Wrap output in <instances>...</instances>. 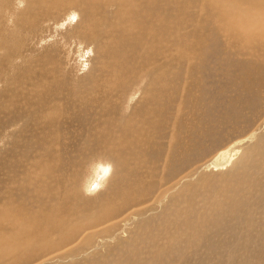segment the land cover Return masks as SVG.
<instances>
[{
    "label": "rangeland",
    "instance_id": "1",
    "mask_svg": "<svg viewBox=\"0 0 264 264\" xmlns=\"http://www.w3.org/2000/svg\"><path fill=\"white\" fill-rule=\"evenodd\" d=\"M22 1L23 0H3V1L0 0V29H2V30H0V33H2L3 30H5L8 33L9 37L10 36L11 37L16 36L14 34L13 29L15 28V24L16 25L19 24V19L22 21H25L27 17L28 18L30 17L31 20H35L34 17H32V16L34 14L36 16L38 15L37 20L35 22L32 21L33 24H29V26L35 27L34 29L36 31L34 29H33L34 31H31V30L28 31V28H26L24 33L22 31V32H20L21 34L18 36L20 38L19 43H17V39H18L17 36H16V39H14V46L16 44L19 47V51L17 53H15L16 54L15 56H12L11 54L9 55L6 53V49L8 47H6L4 45V39L2 38L3 34L2 35L0 34V37H1L0 41L3 39L1 41L2 43L0 42V51H2V52H0V93H1L0 94V109L4 112V116H9V118H12L16 121L15 122L16 125H14L11 128L6 129L7 130L6 133H2L9 140V142H10L9 146H10L11 150L8 146V142L3 141L4 139H1V138H3V136L0 135V153H3V152L5 153V154L4 153L0 154V165H4L5 163L9 162L12 166V169H14L15 171L16 170L18 171V164L19 163H17V160H18V157L20 156L22 151L24 152L23 156L25 157V160H28V162L30 161V159H32V160L36 159V158L44 155L45 153L49 157V158L47 157V159L49 160V159H51V155H49V154H50V152H53L55 160L56 159H58L59 161L61 160L60 161L61 163L59 161H57L56 164H58L59 167H57L55 170V174L57 175V179L60 180L59 181L60 183L58 182L60 189L55 190L53 192L54 185L52 183H44V184L42 183V185H41V183H37V184L30 183L29 188H28V190H29L28 193H35L38 189H42L43 191H47V195H59L60 196V202H62L63 205H68L72 201V198L66 199L65 198L66 196H64V194H76L77 196L80 197L81 200L83 198V200L80 202L82 204H84V203L86 204V205H83L84 210L81 209V211L83 210V212H85V214L89 215V213L91 214L93 212H97L98 214H100V216L104 215L105 213H108L107 216H110L107 221H104V222L101 221L102 223H99V225L97 224V226H95L97 228L104 227V229H103V231L105 232L103 234L104 237H103V235L99 236L102 238V241L98 242L97 239L96 240L93 239L92 241L89 240L91 242L90 243L89 241H86L87 240L86 239L85 241L82 240L81 244H79L80 239L86 234V232L91 230V229H89V230H86L81 235H79L78 238H76L75 240L71 239L70 242L67 243L66 246H63L59 250H55L53 254L57 255V253H58V255H57L58 258H54V259L51 258L53 256V254L47 252V250L46 251L44 250V252L38 253L39 255L37 256V258L31 259L30 260L31 262H29L28 264H92V263L93 264H141V263L142 264H149V263L150 264H155V263L156 264H207V263L208 264H213V263L214 264H247V263L248 264H252V263L253 264L254 263L255 264H264V258H263V254H264V235H263L264 234V195H263L264 187L262 188V186H264V185H262L264 182V176H263L264 173L263 174L258 173V172H260L261 169H264V160H263L264 155L260 156L259 161H257V159H256V157H257L256 154L258 153L260 148L262 149V147L264 146V142H263L264 141V100H263L264 99V92H263L264 91V74H263L264 73V70H263L264 69V64H263L264 63V47H263L264 46V40L262 41L258 38L256 39V37H253L254 39L253 38H247L246 39L244 36H242V32H240V34H239V32H238L239 30L234 25L235 17H233L231 19V21H233V22L230 21V24L228 23V21H225L224 17L221 16L223 14V10L219 11L218 8L216 9V7H215V6L218 7L220 4H218L217 2L215 4L212 3V2H214V0H211L212 2L211 1L209 2L208 0H204V1L198 0V2H197V0H187V1L186 0H180L181 6L184 7L182 9L184 12V14H183L184 17H182V16L180 17L181 19H184V20H181V22H180V25H182L183 27L180 26L179 24H176V26L181 28L180 30H182L183 36H182V34L179 35V38H181V39L185 38L182 42L175 41L173 37H168V39H166L167 37H164V38H162V40H163L162 41L160 36L162 35V32H164V33L166 32L165 29L169 25H166L162 29L159 28L160 30L158 28L155 29L154 26H156V24H155L154 20H153L154 25H153V22L150 26L149 25L144 26V24L139 23L140 25H137L136 29H131L132 31L129 30L127 28V26L125 25L126 21L128 19L124 18L123 16L120 17L119 19H115L114 12L116 10V6L114 4H111L112 6L110 5L109 7H107L105 9L104 6L101 5L100 2H98L101 6L100 7L101 10L99 11V17L101 19H105V20L94 21L92 24H89V23H86V22H88L86 19L89 16V14L87 15V12L89 9L92 8L93 5L90 4L88 0H76L77 2L75 1L73 3L72 9L66 8V7H68L67 6L68 0H53V3L61 2L64 5V9L60 10L58 12L55 19H53L51 13H49L48 11L45 10V6H47L48 9H50V7H52V5H51L52 3L50 1H46L45 2L46 5H45V3H41L40 5L37 6V8H38L36 10L37 12L35 10H32L31 13H29V10L31 9V4H30V7L28 9L27 2H26L28 0H24V2H22ZM139 1H140V3H139ZM195 1L197 3H195ZM239 1H241V0H239ZM254 1H256V0H249L247 3H249V4L251 3L257 7L259 6L260 8L264 4V0H262V1L257 0L256 2H254ZM259 1H261V3ZM136 2L139 5V7L137 6L138 8L136 7V9H138V10L143 9V8H140V6L142 7L144 0H137ZM148 2L149 1H147V4L145 3V5L148 6L149 9L155 8V7L158 8L157 1H155V3H157V5H155L154 3L151 4L150 2L148 4ZM242 2H246V0L242 1ZM201 3H203V4H201ZM209 3H211V5H214V8H213V6L210 7ZM99 4L95 3L94 7L95 6L98 7ZM77 5L82 7V9L84 10L83 13L81 12V9H78L76 7ZM202 5H204V6H202ZM172 7H173L172 2H170L168 0L164 2V9H166V10H164L165 12H167V13L169 12V14H171L170 8H172ZM198 7H199V9H198ZM208 7H209V9L211 8L214 10L215 15H213V17H214V18L212 17L213 19L210 18V16L212 14L208 12ZM202 8H204V9H202ZM188 9H189V11H188ZM55 10H56V8H54L52 11H55ZM152 10H154V9H152ZM199 10L202 12H200ZM213 10H212V12H213ZM47 12L51 16L50 15L48 16ZM74 12L77 14L76 16L74 15L75 14ZM109 12H110V14H109ZM150 12H151V9H150ZM187 12H188V14H187ZM66 13H67L68 17L67 16L65 17ZM216 13L218 15V20H217ZM260 13H262V12H260ZM260 13H257V14L260 15ZM25 14H27V15H25ZM252 16H254V18H255L254 21L256 24V22L258 20H260L259 16H255V15H252ZM109 17H110V21H108ZM40 18L43 20H41ZM47 18L50 19L52 22L50 20H48ZM69 18H71V20ZM186 18H187V20H186ZM191 18H194L191 20L192 22L190 21ZM208 18H209V20H208ZM121 19H123V20H121ZM149 19H151V17H149ZM80 20H81V22H80ZM185 20L189 21L188 24L185 23ZM215 20H216V22H215ZM70 21H71V23H70ZM197 21H199L200 23ZM48 22H50V23L48 24ZM82 22L83 23L85 22L86 24L85 23L83 24ZM97 22L99 24L101 23V25L99 27H101L102 29H105L104 30L105 32H104V31H101L100 28L98 27L99 28L98 32L100 35H102L101 36L102 38L100 37V39H98V40L96 38H93L92 40L87 42L88 36H83L84 34H86V33H84V30L87 29V31H88V28H90L92 25H95V23L97 24ZM205 22L208 23L211 27L208 24H206ZM240 22H241V20H240ZM108 23L113 27H111V26L109 27ZM167 23L168 22H166V24ZM224 23H225V25H224ZM37 24H38V26H37ZM44 24H47V25H44ZM114 24H115V26H114ZM121 24H122V27H121ZM185 24L187 25V27L185 26ZM248 24L249 23L244 24V25L247 27ZM69 25H70V27H69ZM77 26H78V28H77ZM139 26H140V28H139ZM38 27H39V29H38ZM104 27H106V28H104ZM216 27L218 28L219 33H217L218 30L216 31ZM98 28L96 26L97 30H98ZM191 28L193 29V31ZM212 28L215 31H213ZM79 29H81V30L78 31ZM109 29H110V31H109ZM187 29L189 31H187ZM222 29H223V31L227 30V32L224 31L225 35H224V33H222L223 32ZM235 29L237 32L235 31ZM116 30L118 32L120 31L121 34L120 33L118 34V32ZM138 30H140V31H138ZM68 31H70V32L76 31L75 35H74V38L76 36V38H75L76 42H75V39L73 37L68 38V36H70L69 35L70 33H68ZM112 31H113V33H111ZM11 32H12V34H11ZM33 32H36V33H33ZM150 32L153 33V35L155 37ZM158 32H160V33H158ZM204 32H207V33H204ZM139 33L142 34V36H143V34L148 35V33H149L150 35H148V38L152 42V44L151 45L146 44L142 47L143 44H138V42H135V39H133V38H134V36H136V34H139ZM113 34L114 35L116 34L117 36L118 35L119 36L121 35V36L120 37L118 36L119 39L117 38V36H115L116 37V39H115ZM130 34H131V36H128ZM223 35H224V37H223ZM20 36H22L23 38ZM225 36H226V38H225ZM83 37H85V39H83ZM129 37H130V39H129ZM230 37H231V39H230ZM171 38H173L172 39L173 42H172ZM188 38L190 39L189 41H188ZM65 39H66V41H65ZM105 39H108V40H105ZM228 39H229V43H227ZM244 39L246 41H244ZM130 40H131V42H130ZM223 40L226 42V44ZM231 40L233 41V43H231L232 42ZM234 41H236V42L234 43ZM67 42H68V44L66 45L65 43H67ZM162 42H165V43L167 42L166 44L169 46L166 45L164 48H162L161 47ZM174 42H175V44H174ZM189 42H190V44L191 43L192 44L190 45ZM20 43H23V44H20ZM84 43H85V46H84ZM182 43H183V45H182ZM219 44H221V45H219ZM262 44H263V46H262ZM59 45L62 49L59 47ZM147 45H149V46H147ZM153 45H154V47H153ZM174 45H175V49L173 48ZM192 45H193V48H192ZM226 45H229V46H226ZM247 45H248V48H247ZM155 46H156V48H155ZM249 46H250V48H249ZM254 47H255V49H254ZM129 48H132V49H129ZM196 48H197V50H195ZM46 49H48V52ZM96 49L98 52L96 51ZM189 49H191V50L193 49L192 52H191V50L189 51ZM238 49L241 51H239ZM61 50H63V51H61ZM128 50H130V51L127 53ZM132 50H133V52H132ZM173 50H175V51H173ZM181 50L183 51V53ZM53 51H54V53H53ZM108 51H111V53ZM158 51H161V52L159 53ZM248 51H250L249 52L250 54L248 53ZM153 52L155 53V55ZM157 52H158V54H157ZM168 52L169 53L171 52V53L169 54ZM175 52L178 53L179 55L176 54ZM188 52H190L192 55H190V53H188ZM56 53H57V56H56ZM60 53H61V56L59 55ZM97 53L99 54V56ZM231 53L234 55H232ZM259 53L261 54L260 56H259ZM109 54H111V57ZM199 54L201 55V57ZM203 54L205 57L203 56ZM205 54H207V55H205ZM247 54H249V55H247ZM120 55H121V57L123 56L122 58H124L126 60H124V61L119 60V59H122L120 57ZM54 56H56V57H54ZM104 56H106V58ZM143 56H145V57H143ZM241 56H243V57H241ZM112 57H114V58H112ZM142 57H143V59H142ZM153 57H155L154 58L155 60L153 59ZM160 57H162V58H160ZM256 57H257V59H256ZM62 58L65 60H63ZM145 58L146 59L149 58V59H147L148 61ZM201 58H202V60H201ZM204 58H205V60H204ZM206 59H207V62H206ZM117 60L119 62H121V64L123 62V64L121 65L119 62H117ZM153 60H154V62H153ZM261 60H263V61H261ZM53 61H54V63H53ZM172 61L175 63L172 64L171 63ZM245 61L248 63H243ZM93 62H95V63H93ZM133 62H135V63H133ZM159 62H160V64H159ZM239 62H240V64H239ZM261 62H262V64H261ZM242 63L244 65L243 66L244 68L242 67ZM2 64H4V65H2ZM90 64L93 65V67L96 65L95 66L96 68H92V66ZM136 64H137V67H136ZM260 64H261V66H260ZM64 65H65V67H64ZM108 65H109V67H108ZM123 65H125V66H123ZM131 65H132V67L134 65L133 70H129V69H132V67H129ZM120 66H122V67H120ZM126 66L128 67V70H127ZM149 66H150V68H152V70L148 69ZM199 66H200V68H199ZM209 66H210V68H209ZM135 67H136V69H135ZM112 68H113V70H112ZM115 68L118 69V74L116 73L117 69H115ZM238 68H240V69H238ZM245 68H246V71H245ZM38 69H40V70L43 69V71H44L43 72L44 80H45V84L47 85V89L43 90V92H46L47 95L44 94V96L45 97L48 96L47 98H49L50 100H56V98L58 99L57 101H59L61 105H59L57 110H59L60 108L63 107L62 109H60L61 112L56 111V109H55V111H56L55 113L59 114L60 116L57 115V117H56V115H54L55 113L54 114L51 113L52 110L51 111L49 110L48 113L46 114V116L50 117L51 123L54 122V124H53L54 126L52 125L53 127L52 126H51V128L49 127L50 128L49 131L51 133H53L52 140H50V138L47 139V141L49 143L50 142L52 143V141H53V144L51 147L45 148V149H43V147H42L43 144H42V146H37L36 144H34V142L37 138L34 136V135H37L36 133H34V123L36 122V120H34V118H32L28 114V111H27L28 109H33L31 107H34V109H36V112H38V110H37L38 104H40V102L37 100L38 99V97H37L38 92L40 89V85L37 82L38 72L40 71V70L37 71ZM192 69H194V70H192ZM86 70H88V72ZM123 70H124V72H128L129 74L128 73L123 74L122 73ZM148 70L151 72H149ZM154 70L157 72L161 71L162 74H160V73L154 74ZM247 70L250 74L247 73ZM34 71H35V73H34ZM90 71H91V73H90ZM129 71H132V72H129ZM135 71H139L140 73H142V75L140 74L141 77L138 75L136 76ZM213 71L215 74L213 73ZM243 71H244V73H242ZM260 71H262L263 73ZM47 72H49V73H47ZM146 73L152 79L149 78ZM163 73L164 74L166 73L165 74L166 76ZM26 74H28V75H26ZM126 74H128L129 77L125 76ZM151 74H153V75H151ZM158 74H160V75H158ZM189 74H191V75H189ZM118 75H120L121 77ZM132 75H134V76L132 77ZM84 76H87L88 78L85 77V79H83ZM143 76H145V78ZM90 77L94 78V79L92 78L94 81L91 79L92 82H94V84L92 82H90L91 81ZM158 77H159V79H158ZM241 78H242V80L239 81ZM122 79L124 80V82ZM146 79H147V81H145ZM234 79L236 81H232ZM72 80H74L75 82ZM84 80H85V82H84ZM56 81H58V82H56ZM100 81H101V83H99ZM119 81H121L122 84H120L121 82H119ZM136 81L141 84L142 89H145L144 92L151 90V91H153V93H156V96H157L156 98H157V101L159 102V106L157 105L154 109L151 110V109L147 108V105H146L147 102L145 103V101H143V100H141V102L140 101L138 102V96H139L140 91L137 92L136 97L133 98L134 100H132V102H130V104H129L130 106H128V107H122L125 103L127 104L126 97H124V98L119 97V99H116L115 97L111 96L112 91H113L110 88L111 86L115 87L114 89H116V90L123 89L126 91L125 95H127L128 93L130 95L133 90L140 89V85ZM129 82H131L132 84ZM26 83H28V84H26ZM71 83H73V84H71ZM199 83H200V85H199ZM57 84H58V87H57ZM80 84H81V86H80ZM82 84L84 86H82ZM85 84H86V89H85ZM99 84H101V87H99L100 86ZM22 85L25 88L27 85L29 86V87L27 86V89L31 91V92H29L30 95L26 93V95H27L26 96L25 93H23V91H22L23 86ZM87 85L89 87H87ZM137 85H138V87H137ZM78 86H80V87H78ZM147 86H149L150 89L146 88ZM199 86H201V89ZM161 87H163V88H161ZM236 87H238V89H236ZM65 88H66V90H64ZM178 88H180V89H178ZM198 88H199V90H197ZM126 89H128L130 92ZM162 89L163 90L165 89V90L163 91ZM55 90L58 92L56 93ZM61 90H64V91L62 92ZM93 90L96 91L97 93L94 92ZM92 91L94 94L92 93ZM127 91H128V93H127ZM187 91H189V92H187ZM83 93H85V94H83ZM150 93L153 94L152 92H149V94ZM182 93H183V95H182ZM56 94L60 98L58 96H55ZM257 94H259L260 96ZM261 94H262V96H261ZM71 95H73L74 97ZM119 95L121 96V94H119ZM164 95L167 97H165ZM257 96H258V99H257ZM99 97L100 98L105 97V99L100 100ZM109 97H111V98L109 99ZM176 97H177V99H176ZM202 97H203V99H201ZM30 98H31V100H30ZM169 98L171 100H169ZM189 98L191 99V101L189 100ZM196 98H198L201 101H199ZM259 98L262 101V102L258 101V103H259L258 106H260V104H261L260 107L257 106V100H260ZM28 99H29L30 103H28L29 102ZM20 100L23 102V105L21 104ZM84 100H85V102H84ZM106 100H107V104L111 105L110 107L114 111V114H112L110 116H106V113H105L106 111L104 110L102 112V115L104 114L103 118H99L97 120H94L95 116L93 117V115H94L93 111H91V110L85 111L82 109V106H90V105L96 106L99 108L100 106H103L101 104V101H106ZM235 101L238 104H236ZM115 102H117V103H115ZM118 102H120V103H118ZM134 102L138 103L137 107L142 106V107L138 108L140 110L136 109L137 107L135 109L133 108ZM160 102H162V103H160ZM185 102L187 104H185ZM196 103L200 106H198ZM230 103L232 105L235 104L236 106L235 105H233V106L229 105ZM252 103H255V105ZM87 104H89V105H87ZM188 104H190V107ZM166 105H168V106H166ZM239 105H240V108H239ZM112 106L113 107L115 106V107L113 108ZM119 106H120V108H119ZM173 106H175V108H173ZM180 106H181V108H180ZM71 107H72V109H71ZM75 107H78V108H75ZM123 108H124V110H123ZM234 108L236 110L238 108V110L235 111ZM172 109L174 111L177 110V111H175L176 113ZM24 110H26L27 112L25 111V113H23ZM254 110H256V111L254 112ZM124 111H125V113H124ZM187 111H188V113H187ZM233 111H235V112H233ZM69 112H71L72 114H70ZM79 112H81V113H79ZM74 114H76L75 115L76 117L74 116ZM81 114L84 116L86 115L85 116L86 118L83 117ZM149 114H150V116H149ZM194 114L198 117L194 116ZM230 116H231V118H230ZM52 117H54V118L52 119ZM107 117H114V119H117V120L121 118L120 119L121 121L124 120L125 123L128 124V125L123 124L122 127L117 126L118 127L117 131H119V134H121V135L126 134V132H128L127 129L128 130L131 128L137 129V132H135L134 135L133 134L131 135L133 140H138L140 137H142V133L145 130L146 131V132H144V135L146 133L145 137L148 135L146 137V141H144V139L142 138L143 140H142V142H140L141 144L140 143H139V145L137 144L136 148L134 146H130L131 148L129 146L126 147V145L123 147L119 146L120 149H117V152L114 153L110 149H108V147H106L107 138H109L111 136V133H110V131L107 130V127L111 128V126L108 124H106L104 126L105 128L103 126H101V127L98 126V128L95 127L94 130L100 138L104 139L103 142H105V145H104V148L102 149V151L99 150V152H101V153L98 156H96V157L93 156V154L91 152H89L88 148L84 147L83 145H81L79 143H81V141H83L86 138V134L88 133L87 131L90 130L88 125L91 126V124L100 122L102 120H104L106 122ZM185 117H187V118H185ZM23 119L25 120V122ZM54 119H55V121H54ZM30 120L32 121V123ZM64 120H65V122H64ZM185 120H187L188 122ZM228 120H230V121H228ZM58 122H59V124H58ZM78 122H81V123H78ZM171 122H173V123H171ZM70 123H71V125H70ZM83 123L86 127L83 125ZM56 124L59 125L60 127L57 126ZM147 125H149V127H147ZM196 125L199 126L200 128L197 127ZM232 125H233V127H232ZM71 126L75 127L74 128L75 130H73L72 129L73 127H71ZM76 126H79V127H76ZM258 126H259V128H258ZM52 128H54V129H52ZM43 129H45L44 126H43ZM256 129L257 130L259 129V130L257 131ZM66 130L70 131V133L65 132ZM97 130H98V132H97ZM250 132H253V133H250ZM57 133H58V135H57ZM199 133H200V135H199ZM158 134H159V137H158ZM18 135H19V138L17 137ZM23 135H25V136H23ZM153 136L155 138L157 136V138L155 139ZM162 136L164 138L166 137V141ZM26 137L27 138L29 137V138L26 139ZM55 137H57L58 139ZM150 137H153L155 140L153 138H150ZM19 139H20V141H19ZM6 142H7V145H6ZM146 142H148V143H146ZM150 142L152 144H150ZM197 142H199V143H197ZM28 144L30 146H28ZM13 145L14 146L16 145L17 148L16 147L13 148ZM20 145H22V146H20ZM174 145H176V146H174ZM228 145L230 147H228ZM259 145H261L262 147H260ZM159 146H160V148H159ZM191 146H192V148H191ZM226 146L228 148H226ZM24 147H26L27 149ZM33 148H35V149H33ZM40 148L43 149V152H42V149H40ZM76 148H77V153H76ZM121 148H123V149H121ZM127 148L129 149V151ZM232 148L233 149L236 148L235 149L236 152L234 151L232 156L229 155L228 156L229 159L227 157L225 159H223V161L221 162V165L219 167L217 166V168H216L215 162H213V161H216V159H218L220 157L219 153L224 151V150H228V149H232ZM14 149L17 152V154L15 153ZM173 149H175V150H173ZM3 150H6L7 153H6V151H3ZM252 150H254V151H252ZM68 151H69V153H68ZM126 151H127V153H126ZM39 152H41V153H39ZM88 152L92 155H90ZM12 153H13V155H12ZM66 153H68V154H66ZM167 153H169L168 156H167ZM179 153H180V155H179ZM103 154H105V155H103ZM108 154H110V155L108 156ZM122 154H124V155H122ZM29 155H32V156H29ZM115 155H116V157H115ZM214 155H216V156H214ZM222 155H224V154H221V156ZM74 156L76 159L74 158ZM99 156H102V157L99 158ZM253 156H255V157H253ZM121 157H123V158H121ZM250 157H252L253 159ZM106 158H108V159H106ZM111 159H112V162H110ZM68 160H70V162ZM117 160L122 164L117 162ZM177 160H178V162H177ZM182 160H184V161H182ZM78 161L81 162L82 164L79 163ZM226 161H228V162H226ZM254 161H257V162H254ZM260 161H261V163H260ZM98 163H105V164L110 163L111 167H113V168H111L112 170L110 169L107 176L105 175V177L103 178L105 181H102L103 184L100 185L96 190V189H91V185L93 184V182H91V180L89 178L92 177V173H94L95 165ZM231 163H232V165H230ZM80 164H81V166H80ZM93 164H95V165H93ZM250 164L253 166L251 169H249V166L251 167ZM255 164H256V166H255ZM85 165L87 167H85ZM117 165H118V167H117ZM142 166H143V168H142ZM254 166H255V168H254ZM84 167L87 169H85ZM160 167H161V169H159ZM173 167H174V169H173ZM89 168H90V170H89ZM103 168L104 167L99 168V170L95 174H98L100 172V169H103ZM235 168H236V170H235ZM246 168H248V169H246ZM58 170H60V171H58ZM72 170H74V171H72ZM157 170L160 171V173ZM189 171H190V174H189ZM251 171L254 173L256 172V173L251 174ZM74 172L76 174H74ZM220 172H221V174H220ZM243 172H247V174L243 173ZM65 173H67V175ZM72 173L76 176L75 178H74ZM82 174H84V175H82ZM183 174H185V175H183ZM258 174H260V175H258ZM79 175H81V176L79 177ZM169 175H171V176H169ZM214 175H216V176L218 175L217 178ZM181 176H183V177H181ZM226 176L228 177L227 182L225 180L227 178ZM231 176H233L236 179H234ZM246 176L248 178H246ZM110 177H111V179H110ZM224 177H226V178H224ZM163 178H164V180H163ZM230 178H232L234 181L232 179L229 180ZM75 179H77V180H75ZM108 179H110V180H108ZM161 179H162V181H161ZM216 179L217 180L219 179L218 180L219 182H216ZM249 179L251 181H249ZM112 180H113V182H112ZM156 180H158V181H156ZM178 180H180V181H178ZM245 180L247 182H245ZM108 181H109V183H108ZM261 181H262V183L260 184L259 182H261ZM149 182H150V184H149ZM158 182L160 185L158 184ZM126 183H128V184H126ZM151 183H152V185H151ZM223 183L230 185L228 187L229 190L227 189L228 192H230V193H233L234 190H235V192H242V191L247 192L249 195L247 202L246 201L242 202L243 200H241L242 199L241 198V199H237V201H234L235 205L233 204V202H232L233 205L230 204L231 202L229 201L228 196H221L222 195L221 192H223L221 189V185ZM74 184H75V188H74ZM84 184H85V186H84ZM137 184L142 186V187L138 186ZM186 184H188L187 185V186H189L188 188H186L187 187ZM200 185H202V186H200ZM211 185L213 186V188ZM260 185H261V187H260ZM176 186H177V188H176ZM191 186H192V188H191ZM205 186H208V188ZM253 186H255V188ZM166 187L168 189H166ZM199 187L202 189H200ZM15 188H17V186L13 184V189H15ZM119 188H124V190L120 191ZM158 188H160V189H158ZM179 188H180V190L181 189L182 190L180 191ZM217 188H218V190H217ZM242 188H243V190H242ZM68 189H70L72 191H68ZM162 189H164V190H162ZM209 189H211V190L213 189V191H211L212 194L210 193ZM214 189L216 190V192L214 191ZM107 190H108V192H107V194H105V192ZM171 190L174 191L175 193L171 192ZM189 190H191V191H189ZM156 191H157V193H156ZM205 191H208V192L205 193ZM79 192H81V193H79ZM176 192H178V193L176 194ZM18 193L19 192L15 191L14 197H18ZM121 193H123V194H121ZM124 193H125V195H124ZM163 193L164 194L166 193L165 196H162V195H164ZM193 193H194V195H193ZM216 193L219 197H215L217 195L214 196V194H216ZM260 193H262V195ZM81 194H83V195H81ZM159 194H160V196H158ZM206 194L207 195L211 194V195L207 196ZM191 195H193L194 197ZM212 195H213V197H212ZM160 197L163 198V199L161 198V200L163 202L160 200ZM217 198H218V200H221V202L220 201L218 202ZM214 199L218 203L214 202ZM222 199H223V201L225 200V202H223V205L225 207L221 204ZM208 200H210V203ZM36 201H37V197L32 196V198L30 199V203L32 205L29 207L30 209H32V210H30L31 212H34L36 210V207H35V205L37 204ZM38 201H41V200H38ZM113 202L116 204V207L111 205ZM149 202H151V203L149 204ZM174 202L176 203V205L174 204ZM196 202H199V203L197 204ZM213 202L218 204V205L221 204V206L219 205V207L221 209L218 208L216 206V204H214ZM226 202L229 203V205ZM247 203H248V205H246ZM88 204H90V205H88ZM151 204L153 206H151ZM239 204L240 205L243 204V205L240 207L239 206L237 207V205H239ZM173 205H175V206H173ZM22 206L24 208H26L25 203H23ZM190 206L193 207V209L194 208L195 209L193 210ZM211 206L212 207L215 206V207L212 208ZM247 206L250 209H252V211L249 210V208ZM98 207H100V210L96 209ZM111 207H113L116 212L110 211L109 208H111ZM199 207H200V209H199ZM201 207H203L205 209H203ZM41 208H43V205L41 206ZM217 208L220 209L219 212L221 211L222 213L221 212L219 213L217 211L218 210ZM225 208H227V209H225ZM212 209H214V210H212ZM235 209H237L236 211H238V212H234ZM42 210H44V209H42ZM97 210H99V211H97ZM176 210H178V211H176ZM186 210L189 211L188 213L190 216L188 215ZM135 211L136 212L140 211L141 213L139 212L136 214ZM198 211H202V212H198ZM205 211H207V212H205ZM203 212L205 213V215H202V214H204ZM208 212H209V214H207ZM175 213H177V214H175ZM225 213L226 214L228 213L227 214L228 216H226ZM199 214H200V217H199ZM161 215H163V216H161ZM127 216L128 217L130 216L129 217V223H127L128 225L122 223L125 221V218H127ZM176 216H178V217L181 216V218L178 219V217H176ZM222 216L225 217L226 219H224ZM247 216H249V217H247ZM172 217H174V218H172ZM231 217H232V220H231ZM83 218H85V217L81 216L80 219H83ZM141 218H143L144 221ZM183 218H184V220H183ZM220 218H221V220H220ZM210 219H211V221H213L215 219L214 222L217 221L216 224L214 222H211ZM224 220H226L227 223ZM247 220H248V222H247ZM115 221H117V222H115ZM218 221H220V222L222 221V222L218 223ZM138 222H139V225H138ZM153 222H154V224H153ZM203 222L207 223V224H211V225H212V223H214L216 226L214 224L212 226L205 224L206 225L205 226L203 224ZM232 222H234L235 224ZM125 223H126V221H125ZM94 224H96V223H93L91 225L93 226ZM160 224L162 225V227ZM170 224H172V225H170ZM196 224H197V226H196ZM225 224L228 225L227 227L229 229L227 227H225ZM88 225H90V224L88 223ZM183 225H184V227L182 228ZM221 225H222V227L223 226L224 227L222 228ZM110 226H111V228H110ZM214 226L215 227L219 226V227L215 228ZM117 227L119 228V230ZM143 227H145V228H143ZM200 227H202V228H200ZM206 227L207 228L210 227L209 229L212 232L210 230H209V232H207L208 230ZM165 229H167V230L165 231ZM225 229H226V231H225ZM106 230H108V232ZM113 230H115L116 233ZM155 230H157L158 232ZM195 230H197V231H195ZM201 230H203L204 232L206 231V232L204 233ZM213 230H215V232ZM109 232H112L111 233L112 235L109 234ZM218 232L220 235H218ZM113 233H115V234H113ZM206 233L207 234L210 233V234L207 235ZM251 233H253V234H251ZM106 234H109V235H106ZM150 234L151 235L153 234L154 236H151ZM193 234H195L196 236H194ZM105 235H106V237H105ZM155 235H159V236L156 237ZM192 235H193V237H192ZM247 235H249L248 236L249 239L247 238ZM256 235H258V236H256ZM197 236H200V237H197ZM188 237H190V238H188ZM201 237H202V240H204L203 242L201 240ZM149 238L154 240V242L151 240L150 241L151 243H150L148 241ZM196 238L197 239L199 238L200 240L198 239V241H196L197 240ZM252 238L254 239V241ZM128 239H130V240H128ZM133 239L134 240L136 239V240L134 241ZM115 240H117V241H115ZM155 240H157V241H155ZM158 240L160 242H158ZM190 240H192V241L194 240L193 241L194 243L192 241L190 242ZM250 240L253 242L251 243ZM127 241H129V242H127ZM138 241H141V242L144 241V246H143V243L139 242V243H141V244H139ZM146 241H147V243L148 242L149 243L146 244ZM173 241H175V242H173ZM180 241L183 242L184 244L183 243L181 244ZM83 242H89L90 244L83 243ZM136 242L139 245H137ZM188 242H190V244ZM204 242L206 244H204ZM94 243H95V245H94ZM178 243L181 245H179ZM242 243H244V244H242ZM55 244H57V242ZM78 244L80 246H78ZM164 244H168V245L165 246ZM176 244H178L180 247ZM241 244H242V246H241ZM92 245H94V246L91 247ZM136 245H137V248L139 250L143 247L142 250H140V254L137 253L139 251L136 248ZM147 245H148V248L150 247V249L147 248ZM153 245H155L156 247H154ZM151 246H153V247H151ZM74 247H75V249H74ZM190 247H191V250H189ZM194 247H196V248H194ZM205 247H206L207 251L205 250ZM203 248H204V250H203ZM71 249H73V251ZM143 249H144V251H143ZM194 249H197L198 251L194 250ZM77 250H78V252H77ZM149 250H151V251H149ZM158 250H160L162 253ZM178 250H180V251H178ZM62 251L64 253H62ZM69 251H71V252L69 253ZM134 251L135 252L137 251V252L135 253ZM152 251H154V252H152ZM212 251H214V252H212ZM215 252H217V253H215ZM75 253H77V254H75ZM174 253H176L177 255ZM131 254H132V256H131ZM148 254H150V255H148ZM196 254H198V255H196ZM203 254H206V255H203ZM67 255L70 257H68ZM125 255H127L126 257L128 259H126ZM247 255H248V257H247ZM73 256H74V258L72 259ZM61 257H63L64 259ZM140 259H141V261H140ZM154 259H156L157 261L155 262ZM213 261H215V262H213ZM248 261H253V262L251 263ZM256 261H259L260 263H257ZM261 261H263V262H261ZM18 264H27V261H25L24 263L19 262Z\"/></svg>",
    "mask_w": 264,
    "mask_h": 264
},
{
    "label": "bare ground",
    "instance_id": "2",
    "mask_svg": "<svg viewBox=\"0 0 264 264\" xmlns=\"http://www.w3.org/2000/svg\"><path fill=\"white\" fill-rule=\"evenodd\" d=\"M3 1V0H2ZM46 1H50L52 4V7H50V9H48L47 8V6H45V10L46 11H48L49 13H51L52 14V17H53V19H55V17L57 16V14H58V12L60 11V10H63L64 9V5H63V3H61V2H56V3H53V0H28V1H26L27 2V6H28V9H29V7H30V4H31V9L29 10V13H31L32 12V10H37L38 8H37V6L38 5H40L41 3H45ZM76 0H68L67 1V6L68 7H66L67 9H72V7H73V3L75 2ZM89 1V3L90 4H92L93 6H92V8L91 9H89L88 10V12H87V15L89 14V16H88V18L86 19L88 22H86V23H89V24H92L94 21H102V20H105V19H101L100 17H99V11L101 10V6H100V4L98 3V2H100L101 3V5H103L104 6V8L106 9L107 7H109L111 4H114L115 6H116V10H115V12H114V17H115V19H119L120 17H124V18H126V19H128L127 21H126V26H127V28L129 29V30H131V29H136V27H137V25H140V24H144V26H146V25H151L152 24V22H153V20H154V22H155V24H156V26H154L155 27V29L156 28H164L166 25H169L168 27H166V32L164 33V32H162V35L160 36V38H161V40H162V38H164V37H167L166 39H168V37H173L174 38V40L175 41H177V42H182L184 39H181V38H179V35L180 34H182V30H180L181 28H179V27H177L176 26V24H179L180 25V22H181V20H184V19H181L180 17L182 16V17H184L183 16V14H184V12H183V8L184 7H182L181 6V4H180V0H168V1H170V2H172L173 3V7L172 8H170L171 9V14H169V12L167 13V12H165L164 10H166V9H164V2L165 1H167V0H144V3H143V5H142V7L140 6V8H143V9H141V10H138V9H136V7L138 6L139 7V5H138V3L136 2L137 0H88ZM147 1H149L151 4L152 3H154L155 5H157V3H158V8L157 7H155V8H150L151 9V12H150V9H149V7L148 6H146L145 5V3L147 4ZM155 1H157V3H155ZM187 1V0H186ZM204 1V0H203ZM209 2L211 1V0H208ZM207 1V2H208ZM242 1H245V0H241V1H239V0H214V2H212V3H218V4H220L218 7L217 6H215L216 7V9L218 8V10L219 11H221V10H223V14L221 15V16H223L224 17V19H225V21H228V23L230 24V21H231V19L233 18V17H235V20H234V25H235V27L239 30L238 32H239V34H240V32H242V36H244L246 39L247 38H253V37H256V39L258 38V39H260V40H264V4L262 5V7L260 8L259 6L257 7V6H255V5H253V4H249V3H247L249 0H246V2H242ZM257 1V0H256ZM256 1H254V2H256ZM262 1V0H261ZM261 1H259L260 3H261ZM22 2H24V0L22 1ZM77 2V1H76ZM149 2H148V4H149ZM197 2H198V0H197ZM196 1H195V3H197ZM202 2V1H201ZM252 2V1H251ZM9 3V2H8ZM95 3H97V4H99L98 5V7L97 6H95L94 7V4ZM139 3H140V1H139ZM189 3V2H188ZM206 3V2H205ZM48 4V3H47ZM65 4V3H64ZM187 4V3H186ZM200 4V3H199ZM201 4H203V3H201ZM20 5V4H19ZM43 5V4H42ZM45 5H46V3H45ZM80 5V4H79ZM79 5H77L76 7L78 8V9H81V12L83 13L84 12V10L82 9V7H80ZM185 5V4H184ZM197 5V4H196ZM91 6V5H90ZM102 6V7H103ZM112 6V5H111ZM114 6V7H115ZM151 6V5H150ZM202 6H204V5H202ZM209 6L211 7V6H213V8H214V5H211V3H209ZM44 7V6H43ZM137 7V8H138ZM186 7V6H185ZM54 8H56V10L55 11H52ZM162 8V9H161ZM166 8V7H165ZM205 8V7H204ZM204 8H202V9H204ZM103 9V8H102ZM113 9V8H112ZM152 9H154V10H152ZM198 9H199V7H198ZM201 9V8H200ZM211 9V8H210ZM209 9V7H208V12L209 13H211L212 15L210 16V18L211 19H213L214 17H213V15H215L214 14V10L213 9H211L210 10ZM109 10V9H108ZM185 10V9H184ZM187 10V9H186ZM210 10V11H209ZM212 10H213V12H212ZM40 11V10H39ZM87 11V10H86ZM188 11H189V9H188ZM200 11V10H199ZM37 12V11H36ZM48 12H47V14H48ZM103 12V11H102ZM200 12H202V11H200ZM199 12V13H200ZM260 12H262V13H260ZM72 13V12H71ZM75 13V12H74ZM73 13V14H74ZM167 13V14H166ZM208 13V14H209ZM257 13H260V15L259 14H257ZM28 14V13H27ZM27 14H25V15H27ZM34 14V13H33ZM109 14H110V12H109ZM112 14V13H111ZM187 14H188V12H187ZM191 14V13H190ZM207 14V15H208ZM251 14V15H250ZM18 15V14H17ZM23 15V14H22ZM29 15V14H28ZM31 15V14H30ZM45 15V14H44ZM50 14H48V16H49ZM71 15V14H70ZM75 16L77 15L76 13L74 14ZM216 15H217V13H216ZM252 15H255V16H259V19L260 20H258L257 22H256V24H255V18H254V16H252ZM38 16V15H37ZM35 14L32 16V17H34V19L35 20H31L30 19V17L28 18H26V20L25 21H22V20H20L19 19V24L18 25H16L15 24V28L13 29L14 30V34L17 36V43H19V35L21 34L20 32H22L23 31V33H24V31H25V29L26 28H28V31L29 30H31V31H34L35 29V27H32V26H29V24H33V22H35L36 20H37V17ZM51 16V15H50ZM68 17V15H67V13L65 14V17ZM72 16V15H71ZM70 16V17H71ZM105 16V15H104ZM20 17V16H19ZM74 17V16H73ZM72 17V18H73ZM149 17H151V19H149ZM213 17V18H212ZM18 18V17H17ZM75 18V17H74ZM41 19V18H40ZM48 19V18H47ZM64 19V18H63ZM70 20H71V18H69ZM76 19V18H75ZM79 19V18H78ZM114 19V18H113ZM114 19V20H115ZM192 19H194V18H191L190 19V21L192 20ZM41 20H43V19H41ZM48 20H50V19H48ZM121 20H123V19H121ZM178 20V21H177ZM186 20H187V18H186ZM185 20V23L186 24H188V22L189 21H186ZM208 20H209V18H208ZM217 20H218V15H217ZM221 20V19H220ZM240 20H241V22H240ZM33 21V22H32ZM51 21V20H50ZM68 21V20H67ZM108 21H110V17H109V20ZM120 21V20H119ZM222 21V20H221ZM43 22V21H42ZM52 22V21H51ZM80 22H81V20H80ZM107 22V21H106ZM117 22V21H116ZM123 22V21H122ZM154 22H153V25H154ZM166 22H168L167 24H166ZM184 22V21H183ZM192 22V21H191ZM197 22H199V21H197ZM208 22V21H207ZM215 22H216V20H215ZM218 22V21H217ZM231 22H233V21H231ZM50 22H48V24H49ZM70 23H71V21H70ZM83 23V22H82ZM85 23V22H84ZM83 23V24H84ZM85 23V24H86ZM113 23V22H112ZM140 23V24H139ZM200 23V22H199ZM203 23V22H202ZM206 23V22H205ZM212 23V22H211ZM226 23V22H225ZM225 23H224V25H225ZM247 23H249L248 25H247V27L244 25V24H247ZM109 24V23H108ZM107 24V25H108ZM185 24V26L187 27V25ZM190 24V23H189ZM192 24V23H191ZM206 24H208V23H206ZM44 25H47V24H44ZM73 25V24H72ZM82 25V24H81ZM101 25V23L99 24L98 22H97V24L95 23V25H90L91 27L90 28H88V31H87V29H85L84 30V33H86V34H84L83 36H88V39H87V42H89L90 40H92L93 38H96L97 40L98 39H100V37L102 36V35H100L99 34V28H100V30L101 31H104L105 29H102L101 27H99ZM117 25V24H116ZM202 25V24H201ZM209 25V24H208ZM227 25V24H226ZM29 26V27H28ZM37 26H38V24H37ZM96 26H97V28H98V30L96 29ZM111 25L109 24V27H110ZM114 26H115V24H114ZM119 26V25H118ZM180 26H182V25H180ZM191 26V25H190ZM194 26V25H193ZM192 26V27H193ZM210 26V25H209ZM217 26V25H216ZM229 26V25H228ZM14 27V26H13ZM69 27H70V25H69ZM76 27V26H75ZM107 27V26H106ZM106 27H104V28H106ZM111 27H113V26H111ZM121 27H122V24H121ZM125 27V26H124ZM183 27V26H182ZM211 27V26H210ZM215 27V26H214ZM213 27V28H214ZM77 28H78V26H77ZM86 28V27H85ZM139 28H140V26H139ZM213 28H212V30H213ZM232 28V27H231ZM7 29V28H6ZM34 29V30H33ZM38 29H39V27H38ZM45 29V28H44ZM138 29V28H137ZM192 29V28H191ZM195 29V28H194ZM215 29V28H214ZM233 29V28H232ZM0 30H2V29H0ZM74 30V29H73ZM81 29H79L78 31H80ZM112 30V29H111ZM121 30V29H120ZM149 30V29H148ZM160 30V29H159ZM180 30V31H179ZM218 30V28L216 27V31ZM27 31V30H26ZM36 31V30H35ZM41 31V30H40ZM48 31V30H47ZM109 31H110V29H109ZM117 31V30H116ZM132 31V30H131ZM130 31V32H131ZM138 31H140V30H138ZM145 31V30H144ZM187 31H189L188 29H187ZM192 31H193V29H192ZM213 31H215V30H213ZM222 31H223V29H222ZM225 32H227V30H224ZM224 31L222 32V33H224ZM235 31H236V29H235ZM75 32L76 31H72V32H70V31H68V33H70L69 35L70 36H68V38H74V35H75ZM105 32V31H104ZM118 32V31H117ZM146 32V31H145ZM144 32V33H145ZM149 32V31H148ZM232 32V31H231ZM237 32V31H236ZM27 33V32H26ZM33 33H36V32H33ZM111 33H113V31L111 32ZM121 34V32L119 31L118 32V34ZM134 33V32H133ZM151 33V32H150ZM158 33H160V32H158ZM175 33V34H174ZM179 33V34H178ZM184 33V32H183ZM186 33V32H185ZM197 33V32H196ZM204 33H207V32H204ZM217 33H219V30H218V32ZM229 33V32H228ZM1 35H2V38L4 39V45L6 46V47H8L7 49H6V53L7 54H11L12 56H15L16 54L15 53H17L18 51H19V47L15 44V46H14V39H16V36H13V37H9L8 36V33L5 31V30H3L2 31V33H0ZM11 34H12V32H11ZM54 34V33H53ZM81 34V33H80ZM152 35H153V33H151ZM190 34V33H189ZM100 35V36H99ZM106 35V34H105ZM114 35V34H113ZM148 35H150L149 33H148ZM148 35H146V34H143V36H142V34H136V36H134V38L133 39H135V42H138V44H143L142 45V47L144 46V45H146V44H149V45H151L152 44V42L149 40V38H148ZM151 35V36H152ZM204 35V34H203ZM202 35V36H203ZM207 35V34H206ZM218 35V34H217ZM224 35H225V33H224ZM224 35H223V37H224ZM115 36H117L116 34L114 35V37ZM119 36V35H118ZM117 36V38L119 39V37L121 36H119L118 37ZM128 36H131V34L130 35H128ZM140 36V37H139ZM154 36V35H153ZM182 36H183V34H182ZM211 36V35H210ZM20 37H22V36H20ZM50 37V36H49ZM105 37V36H104ZM133 37V36H132ZM138 37V38H137ZM155 37V36H154ZM153 37V38H154ZM1 38V37H0ZM23 38V37H22ZM25 38V37H24ZM75 38H76V36H75ZM74 38V39H75ZM102 38V37H101ZM173 38H171V40L173 39ZM194 38V37H193ZM206 38V37H205ZM217 38V37H216ZM225 38H226V36H225ZM2 39V40H3ZM13 39V40H12ZM78 39V38H77ZM83 39H85V37H83ZM109 39V38H108ZM108 39H105V40H108ZM115 39H116V37H115ZM121 39V38H120ZM129 39H130V37H129ZM155 39V38H154ZM158 39V38H157ZM230 39H231V37H230ZM234 39V38H233ZM254 39V38H253ZM1 40V41H2ZM69 40V39H68ZM80 40V39H79ZM103 40V39H102ZM112 40V39H111ZM128 40V39H127ZM153 40V39H152ZM170 40V39H169ZM170 40V41H171ZM190 39L188 38V41H189ZM192 40V39H191ZM207 40V39H206ZM0 41V42H1ZM65 41H66V39H65ZM64 41V42H65ZM70 41V40H69ZM95 41V40H94ZM101 41V40H100ZM117 41V40H116ZM155 41V40H154ZM163 41V40H162ZM167 41V40H166ZM212 41V40H211ZM221 41V40H220ZM219 41V42H220ZM224 41V40H223ZM232 41V40H231ZM244 41H246L245 39H244ZM254 41V40H253ZM256 41V40H255ZM75 42H76V39H75ZM83 42V41H82ZM85 42V41H84ZM119 42V41H118ZM130 42H131V40H130ZM157 42V41H156ZM172 42H173V40H172ZM203 42V41H202ZM225 42V41H224ZM236 41H234V43H235ZM239 42V41H238ZM2 43V42H1ZM44 43V42H43ZM47 43V42H46ZM71 43V42H70ZM97 43V42H96ZM95 43V44H96ZM109 43V42H108ZM113 43V42H112ZM129 43V42H128ZM167 43V42H166ZM165 42H162V44H161V47L162 48H164L167 44H166ZM169 43V42H168ZM227 43H229V39H228V42ZM231 43H233V41L231 42ZM240 43V42H239ZM256 43V42H255ZM20 44H23V43H20ZM66 45L68 44V42L67 43H65ZM89 44V43H88ZM93 44V43H92ZM94 44V45H95ZM107 44V43H106ZM105 44V45H106ZM132 44V43H131ZM157 44V43H156ZM155 44V45H156ZM160 44V43H159ZM174 44H175V42H174ZM188 44V43H187ZM186 44V45H187ZM189 44H190V42H189ZM192 44V43H191ZM190 44V45H191ZM205 44V43H204ZM225 44H226V42H225ZM237 44V43H236ZM235 44V45H236ZM241 44V43H240ZM258 44V43H257ZM76 45V44H75ZM90 45V44H89ZM93 45V46H94ZM114 45V44H113ZM117 45V44H116ZM133 45V44H132ZM149 45H147V46H149ZM182 45H183V43H182ZM219 45H221V44H219ZM223 45V44H222ZM231 45V44H230ZM243 45V44H242ZM245 45V44H244ZM84 46H85V43H84ZM88 46V45H87ZM120 46V45H119ZM137 46V45H136ZM167 46H169V45H167ZM173 46V45H172ZM181 46V45H180ZM226 46H229V45H226ZM262 46H263V44H262ZM48 47V46H47ZM59 47H60V45H59ZM74 47V46H73ZM97 47V46H96ZM99 47V46H98ZM114 47V46H113ZM135 47V46H134ZM152 47V46H151ZM153 47H154V45H153ZM231 47V46H230ZM242 47V46H241ZM252 47V46H251ZM264 47V46H263ZM61 48V47H60ZM147 48V47H146ZM155 48H156V46H155ZM154 48V49H155ZM174 49H175V45H174V47H173ZM183 48V47H182ZM181 48V49H182ZM188 48V47H187ZM192 48H193V45H192ZM210 48V47H209ZM217 48V47H216ZM247 48H248V45H247ZM246 48V49H247ZM249 48H250V46H249ZM4 49V48H3ZM55 49V48H54ZM62 49V48H61ZM105 49V48H104ZM129 49H132V48H129ZM159 49V48H158ZM157 49V50H158ZM180 49V48H179ZM240 49V48H239ZM238 49V50H239ZM254 49H255V47H254ZM47 50V52H48V49H46ZM52 50V49H51ZM122 50V49H121ZM136 50V49H135ZM150 50V49H149ZM148 50V51H149ZM161 50V49H160ZM171 50V49H170ZM169 50V51H170ZM191 49H189V51H190ZM193 50V49H192ZM192 50H191V52H192ZM195 50H197V48L195 49ZM211 50V49H210ZM215 50V49H214ZM224 50V49H223ZM248 50V49H247ZM59 51V50H58ZM57 51V52H58ZM61 51H63V50H61ZM60 51V52H61ZM96 51H97V49H96ZM105 51V50H104ZM130 50H128L127 51V53L129 52ZM173 51H175V50H173ZM179 51V50H178ZM182 51V50H181ZM207 51V50H206ZM216 51V50H215ZM239 51H241V50H239ZM0 52H2V51H0ZM98 52V51H97ZM103 52V51H102ZM108 52H110L111 53V51H108ZM107 52V53H108ZM132 52H133V50H132ZM144 52V51H143ZM159 53L161 52V51H158ZM158 52H157V54H158ZM167 52V51H166ZM187 52V51H186ZM250 51H248V53H249ZM5 53V54H6ZM53 53H54V51H53ZM104 53V52H103ZM138 53V52H137ZM149 53V52H148ZM151 53V52H150ZM154 53V52H153ZM163 53V52H162ZM169 53V52H168ZM171 53V52H170ZM169 53V54H170ZM176 53V52H175ZM182 53H183V51H182ZM188 53H190V52H188ZM200 53V52H199ZM239 53V52H238ZM98 54V53H97ZM121 54V53H120ZM142 54V53H141ZM167 54V53H166ZM176 54H178V53H176ZM210 54V53H209ZM232 54V53H231ZM250 54V53H249ZM249 54H247V55H249ZM60 56H61V53L59 54ZM101 55V54H100ZM110 55V57H111V54H109ZM154 55H155V53H154ZM179 55V54H178ZM188 55V54H187ZM190 55H192L191 53H190ZM200 55V54H199ZM205 55H207V54H205ZM232 55H234V54H232ZM261 54L259 53V56H260ZM50 56V55H49ZM56 56H57V53H56ZM56 56H54V57H56ZM64 56V55H63ZM98 56H99V54H98ZM114 56V55H113ZM130 56V55H129ZM138 56V55H137ZM150 56V55H149ZM153 56V55H152ZM162 56V55H161ZM175 56V55H174ZM203 56H204V54H203ZM59 57V56H58ZM57 57V58H58ZM105 58H106V56H104ZM120 57H121V55H120ZM123 57V56H122ZM121 57V58H122ZM141 57V56H140ZM143 57H145V56H143ZM143 57H142V59H143ZM192 57V56H191ZM200 57H201V55H200ZM199 57V58H200ZM205 57V56H204ZM241 57H243V56H241ZM247 57V56H246ZM112 58H114V57H112ZM127 58V57H126ZM155 57H153V59H154ZM160 58H162V57H160ZM178 58V57H177ZM196 58V57H195ZM245 58V57H244ZM255 58V57H254ZM63 59V58H62ZM89 59V58H88ZM146 59V58H145ZM147 59H149V58H147ZM146 59V60H147ZM158 59V58H157ZM191 59V58H190ZM197 59V58H196ZM236 59V58H235ZM240 59V58H239ZM256 59H257V57H256ZM63 60H65V59H63ZM101 60V59H100ZM119 60H122V61H124V60H126V59H124V58H122V59H119ZM130 60V59H129ZM155 60V59H154ZM154 60H153V62H154ZM171 60V59H170ZM200 60V59H199ZM201 60H202V58H201ZM204 60H205V58H204ZM223 60V59H222ZM242 60V59H241ZM259 60V59H258ZM257 60V61H258ZM4 61V60H3ZM8 61V60H7ZM132 61V60H131ZM138 61V60H137ZM148 61V60H147ZM158 61V60H157ZM161 61V60H160ZM167 61V60H166ZM174 61V60H173ZM171 62L172 64L173 63H175V62ZM177 61V60H176ZM184 61V60H183ZM182 61V62H183ZM261 61H263V60H261ZM60 62V61H59ZM63 62V61H62ZM105 62V61H104ZM117 62H119L118 60H117ZM151 62V61H150ZM197 62V61H196ZM206 62H207V59H206ZM53 63H54V61H53ZM61 63V62H60ZM93 63H95V62H93ZM103 63V62H102ZM120 64H121V62H119ZM129 63V62H128ZM133 63H135V62H133ZM139 63V62H138ZM146 63V62H145ZM157 63V62H156ZM198 63V62H197ZM243 63H248V62H243ZM243 63H242V67L244 66L243 65ZM251 63V62H250ZM5 64V63H4ZM4 64H2V65H4ZM44 64V63H43ZM49 64V63H48ZM65 64V63H64ZM122 64H123V62H122ZM121 64V65H122ZM130 64V63H129ZM142 64V63H141ZM148 64V63H147ZM146 64V65H147ZM154 64V63H153ZM159 64H160V62H159ZM204 64V63H203ZM239 64H240V62H239ZM238 64V65H239ZM257 64V63H256ZM261 64H262V62H261ZM261 64H260V66H261ZM264 64V63H263ZM45 65V64H44ZM52 65V64H51ZM91 65V64H90ZM101 65V64H100ZM127 65V64H126ZM150 65V64H149ZM184 65V64H183ZM197 65V64H196ZM201 65V64H200ZM215 65V64H214ZM249 65V64H248ZM56 66V65H55ZM92 66V68H96L95 66L93 67V65H91ZM99 66V65H98ZM123 66H125V65H123ZM139 66V65H138ZM145 66V65H144ZM148 66V65H147ZM168 66V65H167ZM229 66V65H228ZM250 66V65H249ZM248 66V67H249ZM258 66V65H257ZM45 67V66H44ZM50 67V66H49ZM57 67V66H56ZM64 67H65V65H64ZM108 67H109V65H108ZM114 67V66H113ZM120 67H122V66H120ZM127 67V66H126ZM129 67H132V65L131 66H129ZM136 67H137V64H136ZM136 67H135V69H136ZM157 67V66H156ZM184 67V66H183ZM196 67V66H195ZM230 67V66H229ZM252 67V66H251ZM124 68V67H123ZM133 68H134V65H133V67H132V69H129V70H133ZM173 68V67H172ZM171 68V69H172ZM199 68H200V66H199ZM209 68H210V66H209ZM244 68V67H243ZM250 68V67H249ZM53 69V68H52ZM115 69H117V68H115ZM148 69H151L152 70V68H150V66H149V68ZM177 69V68H176ZM186 69V68H185ZM196 69V68H195ZM238 69H240V68H238ZM253 69V68H252ZM40 69H38L37 71H39ZM54 70V69H53ZM89 70V69H88ZM88 70H86L87 72H88ZM112 70H113V68H112ZM127 70H128V67H127ZM147 70V69H146ZM192 70H194V69H192ZM206 70V69H205ZM242 70V69H241ZM244 70V69H243ZM259 70V69H258ZM262 70V69H261ZM264 70V69H263ZM262 70V71H263ZM52 71V70H51ZM149 71V70H148ZM245 71H246V68H245ZM254 71V70H253ZM262 71H260V72H262ZM43 69H41L39 72H38V80H37V82H38V84L40 85V89H39V92H38V101L40 102V104H38V112H36V109H34V107H31V108H33V109H28L27 111H28V114L32 117V118H34V120H36V122L34 123V133H36L37 135H34L35 137H37L36 138V140H35V142H34V144H36L37 146H42V144H43V149H45V148H49V147H51L52 146V144H53V141H52V143L50 142H48L47 141V139L48 138H50V140H52V136H53V133H51L50 131H49V129L51 128V126L54 124V122H52L51 123V121H50V117L49 116H46V114L48 113V111L50 110H52L51 111V113H55L56 111H60V109H62V108H60L59 110H57V108L59 107V105H61L60 104V102L59 101H57L58 99L56 98V100H50L49 98H47V97H45L44 96V94H46V92H43V90L44 89H47V85L45 84V80H44V75H43ZM96 72V71H95ZM103 72V71H102ZM121 72V71H120ZM129 72H132V71H129ZM136 73H135V75L137 76H140V74L142 75V73H140L139 71H135ZM149 72H151V71H149ZM148 72V73H149ZM169 72V71H168ZM173 72V71H172ZM31 73V72H30ZM34 73H35V71H34ZM37 73V72H36ZM47 73H49V72H47ZM59 73V72H58ZM90 73H91V71H90ZM115 73V72H114ZM117 74H118V69H117V72H116ZM122 73L124 74V73H128V72H124V70L122 71ZM121 73V74H122ZM144 73V72H143ZM156 73H160V74H162V72L160 71V72H157V71H155L154 70V74H156ZM213 73H214V71H213ZM242 73H244V71L242 72ZM247 73H249L248 72V70H247ZM263 73V72H262ZM32 74V73H31ZM68 74V73H67ZM87 74V73H86ZM102 74V73H101ZM122 74V75H123ZM129 74V73H128ZM128 74H126L125 76H128ZM132 74V73H131ZM134 74V73H133ZM145 74V73H144ZM147 74V73H146ZM150 74V73H149ZM160 74H158V75H160ZM164 74V73H163ZM166 74V73H165ZM164 74V75H165ZM169 74V73H168ZM215 74V73H214ZM250 74V73H249ZM252 74V73H251ZM264 74V73H263ZM26 75H28V74H26ZM33 75V74H32ZM57 75V74H56ZM69 75V74H68ZM104 75V74H103ZM148 75V74H147ZM146 75V76H147ZM151 75H153V74H151ZM170 75V74H169ZM189 75H191V74H189ZM237 75V74H236ZM51 76V75H50ZM90 76V75H89ZM118 76H120V75H118ZM124 76V75H123ZM134 75H132V77H133ZM163 76V75H162ZM166 76V75H165ZM253 76V75H252ZM83 77V76H82ZM85 77L86 78H88L87 76H84V78L83 79H85ZM102 77V76H101ZM117 77V76H116ZM121 77V76H120ZM119 77V78H120ZM129 77V76H128ZM131 77V76H130ZM141 77V76H140ZM144 78H145V76H143ZM148 77H149V75H148ZM197 77V76H196ZM239 77V76H238ZM241 77V76H240ZM254 77V76H253ZM93 77H90V80L92 79ZM137 78V77H136ZM149 78H151V77H149ZM190 78V77H189ZM28 79V78H27ZM47 79V78H46ZM60 79V78H59ZM76 79V78H75ZM94 79V78H93ZM92 79V80H93ZM101 79V78H100ZM116 79V78H115ZM124 79V78H123ZM122 79V80H123ZM143 79V78H142ZM152 79V78H151ZM158 79H159V77H158ZM191 79V78H190ZM198 79V78H197ZM92 80L90 81V82H92ZM134 80V79H133ZM132 80V81H133ZM136 80V79H135ZM239 80V79H238ZM242 80V78L239 80V81H241ZM17 81V80H16ZM31 81V80H30ZM72 81H74V80H72ZM94 81V80H93ZM106 81V80H105ZM138 81V80H137ZM136 81V82H137ZM145 81H147V79L145 80ZM203 81V80H202ZM232 81H236L235 79L234 80H232ZM255 81V80H254ZM26 82V81H25ZM56 82H58V81H56ZM61 82V81H60ZM75 82V81H74ZM73 82V83H74ZM84 82H85V80H84ZM83 82V83H84ZM89 82V83H90ZM104 82V81H103ZM108 82V81H107ZM119 82H121V81H119ZM123 82H124V80H123ZM134 82V81H133ZM223 82V81H222ZM15 83V82H14ZM73 83H71V84H73ZM93 84H94V82H92ZM99 83H101V81L99 82ZM118 83V82H117ZM126 83V82H125ZM129 83H131V82H129ZM138 83V82H137ZM168 83V82H167ZM204 83V82H203ZM17 84V83H16ZM26 84H28V83H26ZM25 84V85H26ZM34 84V83H33ZM60 84V83H59ZM63 84V83H62ZM76 84V83H75ZM113 84V83H112ZM119 84V83H118ZM120 84H122V82L120 83ZM124 84V83H123ZM132 84V83H131ZM134 84V83H133ZM139 85H140V89H136V90H131L132 92H131V94L129 95V93H128V89H126V90H128L127 91V95H125L126 94V91L125 90H123V89H119V90H116V89H114L115 87H113V86H111L110 88L113 90L112 91V94H111V96L112 97H115L116 99H119V97H122V98H124V97H126V102H127V104L125 103L122 107H128V106H130L129 104H130V102H132V100H134L133 98H135L136 97V95H137V92L138 91H140V93H139V96H138V102L140 101L141 102V100H143V101H145V103L147 102V108H149V109H154L157 105L159 106V102L157 101V96H156V93H153V91H151V90H149V91H147V92H144L145 91V89H142L141 88V84L140 83H138ZM161 84V83H160ZM30 85V84H29ZM61 85V84H60ZM68 85V84H67ZM89 85V84H88ZM87 85V87H89ZM100 86L99 87H101V84H99ZM103 85V84H102ZM114 85V84H113ZM125 85V84H124ZM168 85V84H167ZM199 85H200V83H199ZM203 85V84H202ZM201 85V86H202ZM252 85V84H251ZM18 86V85H17ZM23 86V85H22ZM28 86V85H27ZM27 86H26V88L23 86V89H22V91H23V93H25V95H26V93L27 94H29L30 95V93L29 92H31L30 90H28L27 89ZM50 86V85H49ZM64 86V85H63ZM77 86V85H76ZM75 86V87H76ZM80 86H81V84H80ZM80 86H78V87H80ZM82 86H84L83 84H82ZM106 86V85H105ZM156 86V85H155ZM201 86H199L200 87V89H201ZM259 86V85H258ZM29 87V86H28ZM57 87H58V84H57ZM65 87V86H64ZM68 87V86H67ZM109 87V86H108ZM135 87V86H134ZM137 87H138V85H137ZM176 87V86H175ZM179 87V86H178ZM36 88V87H35ZM120 88V87H119ZM146 88H148V89H150L149 88V86H147ZM161 88H163V87H161ZM260 88V87H259ZM52 89V88H51ZM54 89V88H53ZM80 89V88H79ZM84 89V88H83ZM85 89H86V84H85ZM102 89V88H101ZM110 89V90H111ZM159 89V88H158ZM178 89H180V88H178ZM236 89H238V87H236ZM253 89V88H252ZM28 90V91H27ZM64 90H66V88L64 89ZM64 90H61L62 92L64 91ZM163 90V89H162ZM161 90V91H162ZM165 90V89H164ZM163 90V91H164ZM167 90V89H166ZM177 90V89H176ZM197 90H199V88L197 89ZM235 90V89H234ZM56 91V90H55ZM94 91V90H93ZM93 91H92V93H93ZM108 91V90H107ZM159 91V90H158ZM258 91V90H257ZM256 91V92H257ZM58 91H56V93H57ZM94 92H96V91H94ZM109 92V91H108ZM130 92V91H129ZM149 92H152L153 94H149ZM180 92V91H179ZM187 92H189V91H187ZM202 92V91H201ZM264 92V91H263ZM14 93V92H13ZM16 93V92H15ZM87 93V92H86ZM97 93V92H96ZM95 93V94H96ZM102 93V92H101ZM230 93V92H229ZM1 94V93H0ZM62 94V93H61ZM64 94V93H63ZM83 94H85V93H83ZM94 94V93H93ZM119 94H121V96L119 95ZM189 94V93H188ZM231 94V93H230ZM237 94V93H236ZM239 94V93H238ZM260 94V93H259ZM259 94H257V95H259ZM14 95V94H13ZM12 95V96H13ZM28 95V96H29ZM47 95V94H46ZM54 95V94H53ZM88 95V94H87ZM97 95V94H96ZM109 95V94H108ZM167 95V94H166ZM180 95V94H179ZM182 95H183V93H182ZM27 96V95H26ZM25 96V97H26ZM50 96V95H49ZM55 96H58L57 94L55 95ZM64 96V95H63ZM71 96H73V95H71ZM86 96V95H85ZM90 96V95H89ZM94 96V95H93ZM165 96V95H164ZM196 96V95H195ZM260 96V95H259ZM261 96H262V94H261ZM10 97V96H9ZM24 97V98H25ZM59 97V96H58ZM65 97V96H64ZM67 97V96H66ZM74 97V96H73ZM159 97V96H158ZM161 97V96H160ZM165 97H167V96H165ZM172 97V96H171ZM178 97V96H177ZM177 97H176V99H177ZM11 98V97H10ZM28 98V97H27ZM60 98V97H59ZM62 98V97H61ZM100 98V97H99ZM111 97H109V99H110ZM164 98V97H163ZM240 98V97H239ZM35 99V98H34ZM64 99V98H63ZM62 99V100H63ZM81 99V98H80ZM86 99V98H85ZM103 99H105V97L104 98H100V100H103ZM107 99V98H106ZM108 99V100H109ZM166 99V98H165ZM181 99V98H180ZM194 99V98H193ZM196 99H198V98H196ZM201 99H203V97L201 98ZM257 99H258V96H257ZM260 99V98H259ZM24 100V99H23ZM30 100H31V98H30ZM82 100V99H81ZM96 100V99H95ZM169 100H171L170 98H169ZM173 100V99H172ZM189 100L191 101V99L189 98ZM199 100V99H198ZM239 100V99H238ZM264 100V99H263ZM28 101H29V99H28ZM27 101V102H28ZM83 101V100H82ZM113 101V100H112ZM174 101V100H173ZM172 101V102H173ZM176 101V100H175ZM199 101H201V100H199ZM258 101L259 102H262L261 101V99L260 100H257V106H258ZM8 102V101H7ZM16 102V101H15ZM20 102H21V104L23 105V102L20 100ZM34 102V101H33ZM63 102V101H62ZM84 102H85V100H84ZM89 102V101H88ZM111 102V101H110ZM123 102V101H122ZM18 103V102H17ZM28 103H30V101L28 102ZM38 103V102H37ZM113 103V102H112ZM111 103V104H112ZM115 103H117V102H115ZM114 103V104H115ZM118 103H120V102H118ZM160 103H162V102H160ZM182 103V102H181ZM191 103V102H190ZM235 103H236V101H235ZM77 104V103H76ZM101 104L103 105V106H100L99 108L98 107H96V106H92V105H90V106H82V109L83 110H85V111H93V117L95 116V118H94V120H97V119H99V118H103V115H102V112L105 110L106 112V116H110V115H112V114H114V111L111 109V105H108L107 104V100L106 101H101ZM140 104V103H139ZM184 104V103H183ZM185 104H187L186 102H185ZM197 104V103H196ZM236 104H238V103H236ZM252 104H254L255 105V103H252ZM8 105V104H7ZM71 105V104H70ZM75 105V104H74ZM87 105H89V104H87ZM113 105V104H112ZM132 105V104H131ZM163 105V104H162ZM189 105V107H190V104H188ZM198 105V104H197ZM229 105H232L231 103L229 104ZM233 105H235V104H233ZM232 105V106H233ZM14 106V105H13ZM63 106V105H62ZM80 106V105H79ZM78 106V107H79ZM133 106V105H132ZM138 106V103H135L134 102V106H133V108L135 109L136 107ZM166 106H168V105H166ZM198 106H200V105H198ZM197 106V107H198ZM226 106V105H225ZM236 106V105H235ZM238 106V105H237ZM260 106H261V104H260ZM260 106H258V107H260ZM78 107H75V108H78ZM113 107V106H112ZM115 107V106H114ZM113 107V108H114ZM121 107V108H122ZM140 107H142V106H139V107H137L136 109H138V108H140ZM163 107V106H162ZM16 108V107H15ZM23 108V107H22ZM37 108V107H36ZM119 108H120V106H119ZM146 108V109H147ZM158 108V107H157ZM173 108H175V106H173ZM180 108H181V106H180ZM239 108H240V105H239ZM242 108V107H241ZM55 109H56V111H55ZM69 109V108H68ZM71 109H72V107H71ZM118 109V108H117ZM159 109V108H158ZM190 109V108H189ZM200 109V108H199ZM210 109V108H209ZM226 109V108H225ZM235 109V108H234ZM254 109V108H253ZM21 110V109H20ZM82 110V111H83ZM120 110V109H119ZM123 110H124V108H123ZM138 110H140V109H138ZM142 110V109H141ZM160 110V109H159ZM166 110V109H165ZM173 110V109H172ZM192 110V109H191ZM237 110H238V108H237ZM236 109H235V111H237ZM243 110V109H242ZM25 111L26 110H24V112L23 113H25ZM26 111V112H27ZM71 111V110H70ZM84 111V112H85ZM121 111V110H120ZM164 111V110H163ZM174 111V110H173ZM175 111H177V110H175ZM174 111V112H175ZM181 111V110H180ZM201 111V110H200ZM218 111V110H217ZM235 111H233V112H235ZM256 110H254V112H255ZM258 111V110H257ZM262 111V110H261ZM61 112V111H60ZM59 112V113H60ZM83 112V113H84ZM119 112V111H118ZM142 112V111H141ZM153 112V111H152ZM190 112V111H189ZM206 112V111H205ZM253 112V111H252ZM253 112V113H254ZM70 114H72L71 112H69ZM79 113H81V112H79ZM124 113H125V111H124ZM176 113V112H175ZM187 113H188V111H187ZM201 113V112H200ZM237 113V112H236ZM52 114V115H53ZM64 114V113H63ZM123 114V113H122ZM146 114V113H145ZM193 114V113H192ZM235 114V113H234ZM249 114V113H248ZM22 115V114H21ZM27 115V114H26ZM50 115V114H49ZM54 115H56V117H57V115H59V114H57V113H55ZM76 114H74V116H75ZM82 115V114H81ZM117 115V114H116ZM142 115V114H141ZM175 115V114H174ZM238 115V114H237ZM236 115V116H237ZM241 115V114H240ZM257 115V114H256ZM18 116V115H17ZM25 116V115H24ZM60 116V115H59ZM83 117H85L84 115H82ZM128 116V115H127ZM144 116V115H143ZM149 116H150V114H149ZM159 116V115H158ZM173 116V115H172ZM188 116V115H187ZM194 116H196L195 114H194ZM26 117V116H25ZM72 117V116H71ZM76 117V116H75ZM79 117V116H78ZM129 117V116H128ZM139 117V116H138ZM196 117H198V116H196ZM23 118V117H22ZM30 118V117H29ZM54 117H52V119H53ZM63 118V117H62ZM65 118V117H64ZM70 118V117H69ZM86 118V117H85ZM116 118V117H115ZM185 118H187V117H185ZM190 118V117H189ZM188 118V119H189ZM230 118H231V116H230ZM233 118V117H232ZM235 118V117H234ZM25 119V118H24ZM23 119V120H24ZM27 119V118H26ZM68 119V118H67ZM76 119V118H75ZM80 119V118H79ZM121 119V118H120ZM120 119H114V117H107V121L105 122L104 120H102V121H100V122H97V123H94V124H91V126H89L88 125V127L90 128V130L89 131H87L88 133L86 134V138L83 140V141H81V143H79V144H81V145H83L84 147H86V148H88L89 149V152H91L92 154H93V156H98L101 152H99V150L100 151H102V149L104 148V145H105V142H103V140L104 139H102V138H100L97 134H96V132H95V127H97L98 128V126H105L106 124H108V125H110L111 126V128H108L107 127V130L108 131H110V133H111V136L109 137V138H107V144H106V147H108V149H110L112 152H114V153H116L117 152V149H120V147H123V146H125L126 145V147L127 146H134L135 148H136V146H137V144L139 145V143L140 142H142V140L144 139V141H146V137L148 136H146L145 137V135H146V133H145V135H144V132H146L145 130L143 131V133H142V137H140L138 140H133V138L131 137V135L133 134L134 135V133L135 132H137V129H135V128H131V129H127V131L128 132H126V134H119V131H117V126H120V127H122L123 126V124H125V125H128V124H126L125 123V121L124 120H120ZM129 119V118H128ZM237 119V118H236ZM235 119V120H236ZM57 120V119H56ZM63 120V119H62ZM93 120V121H94ZM117 120V121H116ZM173 120V119H172ZM22 121V120H21ZM31 121V120H30ZM54 121H55V119H54ZM81 121V120H80ZM87 121V120H86ZM177 121V120H176ZM180 121V120H179ZM185 121H187V120H185ZM200 121V120H199ZM228 121H230V120H228ZM260 121V120H259ZM15 120L14 119H12V118H9V116H4V112L0 109V135L1 136H3V138H1V139H4L3 141H7L8 142V146L10 145V142H9V140L5 137V135L4 134H2V133H6L7 132V130L6 129H8V128H11V127H13L14 125H16L15 124ZM24 122H25V120H24ZM64 122H65V120H64ZM67 122V121H66ZM82 122V121H81ZM81 122H78V123H81ZM84 122V121H83ZM161 122V121H160ZM188 122V121H187ZM23 123V122H22ZM31 123H32V121H31ZM56 123V122H55ZM72 123V122H71ZM71 123H70V125H71ZM163 123V122H162ZM171 123H173V122H171ZM170 123V124H171ZM58 124H59V122H58ZM66 124V123H65ZM76 124V123H75ZM167 124V123H166ZM23 125V124H22ZM57 125V124H56ZM69 125V126H70ZM77 125V124H76ZM79 125V124H78ZM83 125H84V123H83ZM188 125V124H187ZM263 125V124H262ZM261 125V126H262ZM43 126H44V128L45 129H43ZM54 126V125H53ZM52 126V127H53ZM57 126H59V125H57ZM56 126V127H57ZM85 126V125H84ZM83 126V127H84ZM197 126V125H196ZM226 126V125H225ZM260 126V125H259ZM259 126H258V128H259ZM50 127V128H49ZM60 127V126H59ZM71 127H73V126H71ZM76 127H79V126H76ZM86 127V126H85ZM147 127H149V125H147ZM197 127H199V126H197ZM232 127H233V125H232ZM18 128V127H17ZM75 127H73L72 129L73 130H75L74 129ZM93 128V129H92ZM105 128V127H104ZM200 128V127H199ZM257 128V127H256ZM52 129H54V128H52ZM64 129V128H63ZM201 130V129H200ZM219 130V129H218ZM257 130V129H256ZM259 130V129H258ZM257 130V131H258ZM16 131V130H15ZM45 131V132H44ZM52 131V130H51ZM19 132V131H18ZM17 132V133H18ZM65 132H69L70 133V131H65ZM75 132V131H74ZM97 132H98V130H97ZM201 132V131H200ZM20 133V132H19ZM68 133V134H69ZM91 133V134H90ZM109 133V134H110ZM167 133V132H166ZM176 133V132H175ZM219 133V132H218ZM228 133V132H227ZM250 133H253V132H250ZM149 134V133H148ZM160 134V133H159ZM159 134H158V137H159ZM174 134V133H173ZM57 135H58V133H57ZM56 135V136H57ZM70 135V134H69ZM153 135V134H152ZM163 135V134H162ZM178 135V134H177ZM181 135V134H180ZM179 135V136H180ZM199 135H200V133H199ZM253 135V134H252ZM255 135V134H254ZM23 136H25V135H23ZM172 136V135H171ZM18 138H19V135L17 136ZM58 137V136H57ZM57 137H55V138H57ZM68 137V136H67ZM104 137V136H103ZM135 137V136H134ZM154 137V136H153ZM153 137H150V138H153ZM163 137V136H162ZM181 137V136H180ZM248 137V136H247ZM29 138V137H28ZM27 137H26V139H28ZM73 138V137H72ZM137 138V137H136ZM135 138V139H136ZM143 138V139H142ZM155 138V137H154ZM153 138V139H154ZM156 138H157V136H156ZM155 138V139H156ZM164 138V137H163ZM170 138V137H169ZM24 139V138H23ZM58 139V138H57ZM56 139V140H57ZM149 139V138H148ZM154 139V140H155ZM165 139V141H166V137L164 138ZM181 139V138H180ZM246 139V138H245ZM11 140V139H10ZM151 140V139H150ZM172 140V139H171ZM19 141H20V139H19ZM69 141V140H68ZM73 141V140H72ZM186 141V140H185ZM190 141V140H189ZM7 142H6V145H7ZM32 142V141H31ZM58 142V141H57ZM76 142V141H75ZM153 142V141H152ZM164 142V141H163ZM173 142V141H172ZM264 142V141H263ZM30 143V142H29ZM74 143V142H73ZM146 143H148V142H146ZM162 143V142H161ZM160 143V144H161ZM174 143V142H173ZM197 143H199V142H197ZM31 144V143H30ZM141 144V143H140ZM150 144H152L151 142H150ZM158 144V143H157ZM156 144V145H157ZM177 144V143H176ZM191 144V143H190ZM231 144V143H230ZM229 144V145H230ZM234 144V143H233ZM240 144V143H239ZM74 145V144H73ZM166 145V144H165ZM224 145V144H223ZM228 145V147H230ZM238 145V144H237ZM5 146V145H4ZM20 146H22V145H20ZM19 146V147H20ZM28 146H30L29 144H28ZM27 146V147H28ZM33 146V145H32ZM36 146V147H37ZM71 146V145H70ZM69 146V147H70ZM120 146V147H119ZM174 146H176V145H174ZM186 146V145H185ZM188 146V145H187ZM193 146V145H192ZM192 146H191V148H192ZM234 146V145H233ZM260 147H262L261 145H259ZM12 147V146H11ZM14 147H16V145L14 146L13 145V148ZM57 147V146H56ZM55 147V148H56ZM72 147V146H71ZM158 147V146H157ZM173 147V146H172ZM227 146H226V148H228ZM232 147V146H231ZM235 147V146H234ZM241 147V146H240ZM9 148H10V146H9ZM12 148V149H13ZM17 148V147H16ZM24 148H26V147H24ZM131 148V147H130ZM159 148H160V146H159ZM23 149V148H22ZM27 149V148H26ZM33 149H35V148H33ZM40 149H42V148H40ZM39 149V150H40ZM43 149H42V152H43ZM57 149V148H56ZM121 149H123V148H121ZM128 149V148H127ZM170 149V148H169ZM194 149V148H193ZM192 149V150H193ZM235 149L236 148H232V149H228V150H224V151H222V152H218L219 154H220V157L218 158V159H216V161H213V162H215V166H216V168H217V166L219 167L220 165H221V162L223 161V159H225L226 157L228 158V156L230 155V156H232V154L234 153V151H235ZM242 149V148H241ZM254 149V148H253ZM10 150H11V148H10ZM21 150V149H20ZM24 150V149H23ZM107 150V149H106ZM125 150V149H124ZM140 150V149H139ZM159 150V149H158ZM161 150V149H160ZM173 150H175V149H173ZM180 150V149H179ZM3 151H6V150H3ZM14 151H15V149H14ZM22 151V150H21ZM51 151V150H50ZM128 151H129V149H128ZM172 151V150H171ZM184 151V150H183ZM194 151V150H193ZM238 151V150H237ZM252 151H254V150H252ZM57 152V151H56ZM55 152V153H56ZM66 152V151H65ZM71 152V151H70ZM75 152V151H74ZM88 152V153H89ZM161 152V151H160ZM167 152V151H166ZM185 152V151H184ZM188 152V151H187ZM236 152V151H235ZM4 153V152H3ZM3 153H0V154H3ZM6 153H7V151H6ZM9 153V152H8ZM11 153V152H10ZM15 153L17 154V152L15 151ZM39 153H41V152H39ZM68 153H69V151H68ZM68 153H66V154H68ZM76 153H77V148H76ZM107 153V152H106ZM126 153H127V151H126ZM155 153V152H154ZM162 153V152H161ZM194 153V152H193ZM5 154V153H4ZM23 154H24V152L22 151L21 152V154H20V156L18 157V160H17V163H19L18 164V171L16 170H14V169H12V166H11V164L9 163V162H7V163H5L4 165H0L1 167H0V264H18L19 262L20 263H24L25 261H27V264L29 263V262H31L30 260L31 259H35V258H37V256L39 255L38 253H40V252H44V250L46 251L47 250V252H49V253H54V251L55 250H59V249H61L63 246H66L67 245V243H69L70 242V240L71 239H76V238H78V236L79 235H81L82 233H84L86 230H89V229H91V230H89L88 232H86V234L80 239V242H79V244H81V242H82V240H86V241H92L93 239H97L98 240V242H100V241H102V238L101 237H99V236H101V235H103L105 232L103 231V229H104V227H99V228H97V227H95V226H97V224L99 225V223H102V222H104V221H107L108 220V218L110 217V216H107V214L108 213H105L104 215H102V216H100V214H98L97 212H93V213H89V215H87V214H85V212H83V205H86L85 203L84 204H82L80 201H82L83 200V198H82V200L80 199V197L79 196H77L76 194H64V196H66L65 198L66 199H70V198H72V201H71V203L70 204H68V205H63V203L62 202H60V196L59 195H47V191H43L42 189H38L35 193H28V188H29V185H30V183H35V184H37V183H41V185H42V183L44 184V183H52L53 185H54V189H53V192L55 191V190H59L60 189V187H59V185H58V182L60 181V180H58L57 179V175L55 174V170H56V168L57 167H59V165L58 164H56L57 163V161H59L58 159H56L55 160V158H54V155H53V152H50V154L49 155H51V159H47V154L45 153L44 155H42V156H40V157H38V158H36V159H30V161L28 162V160H25V157L23 156ZM64 154V153H63ZM90 154V153H89ZM92 154H90V155H92ZM168 154L169 153H167V156H168ZM187 154V153H186ZM221 154H224V155H222L221 156ZM238 154V153H237ZM236 154V155H237ZM12 155H13V153H12ZM19 155V154H18ZM27 155V154H26ZM60 155V154H59ZM103 155H105V154H103ZM110 154H108V156H109ZM122 155H124V154H122ZM127 155V154H126ZM179 155H180V153H179ZM191 155V154H190ZM198 155V154H197ZM257 155V157H256V159H257V161H259V159H260V156L261 155H264V146L262 147V149L260 148V150L258 151V153L256 154ZM29 156H32V155H29ZM39 156V155H38ZM64 156V155H63ZM73 156V155H72ZM77 156V155H76ZM140 156V155H139ZM166 156V157H167ZM188 156V155H187ZM214 156H216V155H214ZM100 157H102V156H99V158ZM115 157H116V155H115ZM128 157V156H127ZM136 157V156H135ZM253 157H255V156H253ZM49 158V157H48ZM66 158V157H65ZM64 158V159H65ZM74 158H75V156H74ZM111 158V157H110ZM121 158H123V157H121ZM250 158H252V157H250ZM67 159V158H66ZM76 159V158H75ZM106 159H108V158H106ZM128 159V158H127ZM229 159V158H228ZM227 159V160H228ZM248 159V158H247ZM253 159V158H252ZM255 159V158H254ZM71 160V159H70ZM70 160H68L69 162H70ZM179 160V159H178ZM178 160H177V162H178ZM251 160V159H250ZM263 160H264V158H263ZM61 161V160H60ZM59 161V162H60ZM182 161H184V160H182ZM209 161V160H208ZM257 161H254V162H257ZM79 162V161H78ZM110 162H112V159H111V161ZM114 162V161H113ZM117 162H119L118 160H117ZM116 162V163H117ZM126 162V161H125ZM189 162V161H188ZM226 162H228V161H226ZM233 162V161H232ZM236 162V161H235ZM61 163V162H60ZM79 163H81V162H79ZM120 163V162H119ZM191 163V162H190ZM234 163V162H233ZM251 163V162H250ZM260 163H261V161H260ZM14 164V163H13ZM82 164V163H81ZM81 164H80V166H81ZM86 164V163H85ZM120 164H122V163H120ZM174 164V163H173ZM66 165V164H65ZM93 165H95V164H93ZM146 165V164H145ZM230 165H232V163L230 164ZM251 165V164H250ZM32 166V167H31ZM116 166V165H115ZM144 166V165H143ZM143 166H142V168H143ZM148 166V165H147ZM203 166V165H202ZM235 166V165H234ZM255 166H256V164H255ZM255 166H254V168H255ZM71 167V166H70ZM85 167H87L86 165H85ZM84 167V168H85ZM101 167H104L103 169H100V172L98 173V174H95L98 170H99V168H101ZM117 167H118V165H117ZM224 167V166H223ZM227 167V166H226ZM253 166L251 165V167L249 166V169H251ZM258 167V166H257ZM67 168V167H66ZM77 168V167H76ZM111 168H113V167H111V165H110V163H107V164H105V163H98V164H96L95 165V168H94V173H92V177L91 178H89L90 180H91V182H93V184L91 185V189H96L97 190V188L100 186V185H102L103 184V182L102 181H105L103 178L105 177V175L107 176V174H108V172L110 171V169ZM147 168V167H146ZM259 168V167H258ZM68 169V168H67ZM78 169V168H77ZM82 169V168H81ZM85 169H87V168H85ZM125 169V168H124ZM156 169V168H155ZM159 169H161V167L159 168ZM166 169V168H165ZM173 169H174V167H173ZM189 169V168H188ZM205 169V168H204ZM224 169V168H223ZM246 169H248V168H246ZM261 169V168H260ZM89 170H90V168H89ZM112 170V169H111ZM126 170V169H125ZM147 170V169H146ZM177 170V169H176ZM191 170V169H190ZM227 170V169H226ZM235 170H236V168H235ZM58 171H60V170H58ZM66 171V170H65ZM72 171H74V170H72ZM80 171V170H79ZM158 171V170H157ZM193 171V170H192ZM159 173H160V171H158ZM174 172V171H173ZM158 173V174H159ZM193 173V172H192ZM238 173V172H237ZM243 173H246L247 174V172H243ZM254 172H252L251 171V174H253ZM256 173V172H255ZM254 173V174H255ZM258 173H260V174H263L264 173V169H261L260 170V172H258ZM66 175H67V173H65ZM64 174V175H65ZM73 174V173H72ZM74 174H76L75 172H74ZM73 174V176H74V178L76 177L75 175ZM163 174V173H162ZM180 174V173H179ZM182 174V173H181ZM186 174V173H185ZM185 174H183V175H185ZM189 174H190V171H189ZM220 174H221V172H220ZM227 174V173H226ZM249 174V173H248ZM260 174H258V175H260ZM70 175V174H69ZM82 175H84V174H82ZM88 175V174H87ZM91 175V174H90ZM157 175V174H156ZM161 175V174H160ZM219 175V174H218ZM217 175V176H218ZM257 175V176H258ZM63 176V175H62ZM81 175H79V177H80ZM95 176V177H94ZM155 176V175H154ZM159 176V175H158ZM169 176H171V175H169ZM216 178H217V176L216 175H214ZM251 176V175H250ZM256 176V177H257ZM264 176V175H263ZM262 176V177H263ZM90 177V176H89ZM116 177V176H115ZM149 177V176H148ZM156 177V176H155ZM164 177V176H163ZM181 177H183V176H181ZM186 177V176H185ZM227 177V176H226ZM226 177H224V178H226ZM231 177H233V176H231ZM64 178V177H63ZM94 178V179H93ZM180 178V177H179ZM234 178V177H233ZM242 178V177H241ZM246 178H248L247 176H246ZM261 178V177H260ZM259 178V179H260ZM78 179V178H77ZM77 179H75V180H77ZM88 179V180H89ZM110 179H111V177H110ZM110 179H108V180H110ZM152 179V178H151ZM174 179V178H173ZM203 179V178H202ZM213 179V178H212ZM232 178H230L229 180H231ZM234 179H236V178H234ZM243 179V178H242ZM254 179V178H253ZM256 179V178H255ZM150 180V179H149ZM148 180V181H149ZM163 180H164V178H163ZM219 180V179H218ZM217 179H216V182H219ZM222 180V179H221ZM226 180V182H227V180H228V177L225 179ZM233 180V179H232ZM147 181V182H148ZM156 181H158V180H156ZM161 181H162V179H161ZM173 181V180H172ZM178 181H180V180H178ZM183 181V180H182ZM223 181V180H222ZM234 181V180H233ZM249 181H251L250 179H249ZM81 182V181H80ZM111 182V181H110ZM112 182H113V180H112ZM138 182V181H137ZM186 182V181H185ZM200 182V181H199ZM238 182V181H237ZM245 182H247L246 180H245ZM60 183V182H59ZM74 183V182H73ZM72 183V184H73ZM82 183V182H81ZM80 183V184H81ZM107 183V182H106ZM108 183H109V181H108ZM175 183V182H174ZM181 183V182H180ZM201 183V182H200ZM260 184L262 183V181L261 182H259ZM13 184L14 185H16L17 186V188H15V189H13ZM91 184V183H90ZM126 184H128V183H126ZM146 184V183H145ZM149 184H150V182H149ZM158 184H159V182H158ZM185 184V183H184ZM68 185V184H67ZM138 185V184H137ZM148 185V184H147ZM151 185H152V183H151ZM160 185V184H159ZM179 185V184H178ZM181 185V184H180ZM188 184H186V186H187ZM191 185V184H190ZM195 185V184H194ZM234 185V184H233ZM232 185V186H233ZM247 185V184H246ZM255 185V184H254ZM262 185H264V182H263V184ZM84 186H85V184H84ZM90 186V185H89ZM138 186H140V185H138ZM137 186V187H138ZM163 186V185H162ZM185 186V187H186ZM200 186H202V185H200ZM209 186V185H208ZM208 186H205V187H207L208 188ZM212 186V185H211ZM230 185L229 184H222L221 185V189H222V191L223 192H221L222 193V195L221 196H228V199H229V201L231 202L230 204H232V202H233V204H234V201H237V199H241V200H243L242 202H244V201H246L247 202V199H248V193L247 192H244V191H242V192H235V190H234V192L233 193H230V192H228V187H229ZM235 186V185H234ZM241 186V185H240ZM256 186V185H255ZM255 186H253L254 188H255ZM43 187V186H42ZM140 187H142V186H140ZM160 187V186H159ZM168 187V186H167ZM166 187V189H168ZM189 186H187L186 188H188ZM197 187V186H196ZM204 187V188H205ZM260 187H261V185H260ZM264 186H262V188H263ZM74 188H75V184H74ZM84 188V187H83ZM115 188V187H114ZM161 188V187H160ZM160 188H158V189H160ZM174 188V187H173ZM176 188H177V186H176ZM191 188H192V186H191ZM200 188V187H199ZM212 188H213V186H212ZM241 188V187H240ZM77 189V188H76ZM86 189V188H85ZM116 189V188H115ZM165 189V188H164ZM164 189H162V190H164ZM198 189V188H197ZM200 189H202V188H200ZM199 189V190H200ZM206 189V188H205ZM228 189V190H227ZM119 190L120 191H123L124 190V188H119ZM161 190V191H162ZM179 190H180V188H179ZM182 190V189H181ZM180 190V191H181ZM210 190V193L212 194V192L211 191H213V189L211 190V189H209ZM217 190H218V188H217ZM231 190V189H230ZM242 190H243V188H242ZM261 190V189H260ZM15 191H17V192H19L18 193V197H14V192ZM32 191V190H31ZM68 191H72V190H70V189H68ZM169 191V190H168ZM184 191V190H183ZM188 191V190H187ZM189 191H191V190H189ZM214 191L216 192V190L214 189ZM263 191V190H262ZM76 192V191H75ZM89 192V191H88ZM107 192H108V190L105 192V194H107ZM146 192V191H145ZM144 192V193H145ZM167 192V191H166ZM171 192H174V191H172L171 190ZM186 192V191H185ZM195 192V191H194ZM206 192H208V191H205V193ZM214 192V193H215ZM79 193H81V192H79ZM156 193H157V191H156ZM168 193V192H167ZM175 193V192H174ZM178 192H176V194H177ZM189 193V192H188ZM192 193V192H191ZM197 193V192H196ZM195 193V194H196ZM204 193V192H203ZM204 193V194H205ZM89 194V193H88ZM94 194V193H93ZM121 194H123V193H121ZM164 194V193H163ZM166 194V193H165ZM165 194L164 195H162V196H165ZM169 194V193H168ZM190 194V193H189ZM201 194V193H200ZM199 194V195H200ZM211 194H209V195H211ZM261 195H262V193H260ZM81 195H83V194H81ZM90 195V194H89ZM95 195V194H94ZM124 195H125V193H124ZM156 195V194H155ZM193 195H194V193H193ZM193 195H191V196H193ZM202 195V194H201ZM207 195V194H206ZM209 195H207V196H209ZM215 195H217V193L216 194H214V196ZM263 195H264V193H263ZM32 196H34V197H37V204L35 205V207H36V210L34 211V212H31L30 210H32V209H30L29 207L32 205L31 203H30V199L32 198ZM120 196V195H119ZM158 196H160V194L158 195ZM190 196V195H189ZM132 197V196H131ZM194 197V196H193ZM198 197V196H197ZM200 197V196H199ZM212 197H213V195H212ZM215 197H219L218 195L217 196H215ZM64 198V199H65ZM157 198V197H156ZM155 198V199H156ZM159 198V197H158ZM161 198L162 197H160V200H161ZM180 198V197H179ZM184 198V197H183ZM210 198V197H209ZM154 199V200H155ZM163 199V198H162ZM165 199V198H164ZM186 199V198H185ZM196 199V198H195ZM201 199V198H200ZM199 199V200H200ZM208 199V198H207ZM211 199V198H210ZM220 199V198H219ZM38 200H41V201H38ZM85 200V199H84ZM175 200V199H174ZM173 200V201H174ZM178 200V199H177ZM188 200V199H187ZM217 200H218V198H217ZM162 201V200H161ZM193 201V200H192ZM209 201V203H210V200H208ZM213 201V200H212ZM221 202V200H218V202ZM88 202V201H87ZM163 202V201H162ZM189 202V201H188ZM194 202V201H193ZM214 202H217L215 199H214ZM213 202V203H214ZM217 202V203H218ZM223 202H225V200L223 201V199H222V205H223ZM23 203H25V205H26V208H24L23 206H22V204ZM35 203V202H34ZM143 203V202H142ZM151 202H149V204H150ZM182 203V202H181ZM192 203V202H191ZM195 203V202H194ZM197 204L199 203V202H196ZM212 203V204H213ZM227 203V202H226ZM236 203V202H235ZM239 203V202H238ZM146 204V203H145ZM174 204L176 205V203L174 202ZM201 204V203H200ZM211 204V205H212ZM214 204H216V203H214ZM221 204H219L220 206H221ZM225 204V203H224ZM228 205H229V203H227ZM232 204V205H233ZM252 204V203H251ZM250 204V205H251ZM43 205V208H41V206ZM88 205H90V204H88ZM112 206H114V207H116V204L113 202L112 204H111ZM172 205V204H171ZM175 205H173V206H175ZM179 205V204H178ZM186 205V204H185ZM189 205V204H188ZM192 205V204H191ZM194 205V204H193ZM219 205L218 204H216V206L218 207V208H220L219 207ZM235 205V204H234ZM243 205V204H242ZM242 205H237V207L239 206H242ZM246 205H248V203L246 204ZM150 206V205H149ZM148 206V207H149ZM151 206H153L152 204H151ZM170 206V205H169ZM198 206V205H197ZM196 206V207H197ZM224 206V205H223ZM227 206V205H226ZM34 207V208H35ZM88 207V206H87ZM86 207V208H87ZM142 207V206H141ZM182 207V206H181ZM191 207V206H190ZM204 207V206H203ZM203 207H201V208H203ZM212 207V206H211ZM215 207V206H214ZM214 207H212V208H214ZM225 207V206H224ZM230 207V206H229ZM233 207V206H232ZM248 207V206H247ZM33 208V209H34ZM192 209H193V207H191ZM198 208V207H197ZM217 208V209H218ZM249 208V207H248ZM42 209H44V210H42ZM81 209H83L82 211H81ZM89 209V208H88ZM96 209H99L100 210V207H98V208H96ZM147 209V208H146ZM191 209V210H192ZM195 209V208H194ZM193 209V210H194ZM199 209H200V207H199ZM203 209H205V208H203ZM221 209V208H220ZM220 209H218L217 211L219 212V210ZM225 209H227V208H225ZM232 209V208H231ZM90 210V209H89ZM99 210H97V211H99ZM109 210L110 211H113V212H116L115 211V209L113 208V207H111V208H109ZM140 210V209H139ZM181 210V209H180ZM185 210V209H184ZM190 210V211H191ZM212 210H214V209H212ZM211 210V211H212ZM237 209H235V211L234 212H238V211H236ZM249 210H251L252 211V209H250L249 208ZM142 211V210H141ZM168 211V210H167ZM176 211H178V210H176ZM187 211V210H186ZM225 211V210H224ZM101 212V211H100ZM140 211H135V213L137 214V213H139ZM145 212V211H144ZM152 212V211H151ZM189 211H187V213H188ZM193 212V211H192ZM198 212H202V211H198ZM205 212H207V211H205ZM210 212V211H209ZM209 212L207 213V214H209ZM221 212V211H220ZM219 212V213H220ZM231 212V211H230ZM103 213V212H102ZM141 213V212H140ZM185 213V212H184ZM204 213V212H203ZM222 213V212H221ZM251 213V212H250ZM132 214V213H131ZM130 214V215H131ZM175 214H177V213H175ZM180 214V213H179ZM186 214V213H185ZM201 214V213H200ZM200 214H199V217H200ZM226 214V213H225ZM228 214V213H227ZM226 214V216H228ZM236 214V213H235ZM252 214V213H251ZM129 215V214H128ZM140 215V214H139ZM188 215H189V213H188ZM187 215V216H188ZM202 215H205V213L204 214H202ZM201 215V216H202ZM221 215V214H220ZM249 215V214H248ZM81 216L82 217H85V218H83V219H80L81 218ZM146 216V215H145ZM161 216H163V215H161ZM179 216V215H178ZM178 216H176V217H178ZM182 216V215H181ZM181 216L180 217H178V219L179 218H181ZM190 216V215H189ZM213 216V215H212ZM250 216V215H249ZM249 216H247V217H249ZM130 217V216H129ZM129 217L127 216V218H125V221H126V223H125V221L124 222H122L123 224H127V223H129ZM139 217V216H138ZM175 217V216H174ZM174 217H172V218H174ZM193 217V216H192ZM207 217V216H206ZM216 217V216H215ZM223 217V216H222ZM221 217V218H222ZM235 217V216H234ZM132 218V217H131ZM198 218V217H197ZM221 218H220V220H221ZM224 219H226L225 217H223ZM222 218V219H223ZM114 219V218H113ZM137 219V218H136ZM142 220H143V218H141ZM146 219V218H145ZM230 219V218H229ZM228 219V220H229ZM135 220V219H134ZM183 220H184V218H183ZM203 220V219H202ZM209 220V219H208ZM207 220V221H208ZM213 220V219H212ZM215 220V219H214ZM214 220L213 221H211V219H210V221L211 222H214ZM231 220H232V217H231ZM236 220V219H235ZM102 221V222H101ZM144 221V220H143ZM170 221V220H169ZM186 221V220H185ZM224 221H226V220H224ZM115 222H117V221H115ZM148 222V221H147ZM160 222V221H159ZM217 222V221H216ZM216 222H214L215 224H216ZM220 221H218V223H219ZM222 222V221H221ZM220 222V223H221ZM247 222H248V220H247ZM88 223L90 224V225H88ZM93 223H96V224H94L93 226L91 225V224H93ZM197 223V222H196ZM214 223H212V225L214 224ZM226 223H227V221H226ZM232 223H234V222H232ZM105 224V223H104ZM144 224V223H143ZM153 224H154V222H153ZM168 224V223H167ZM177 224V223H176ZM203 224L205 225V224H207V223H204L203 222ZM214 224V225H215ZM230 224V223H229ZM235 224V223H234ZM250 224V223H249ZM128 225V224H127ZM138 225H139V222H138ZM161 225V224H160ZM170 225H172V224H170ZM201 225V224H200ZM207 225H211V224H207ZM211 225V226H212ZM219 225V224H218ZM223 225V224H222ZM222 225H221V227H222ZM231 225V224H230ZM229 225V226H230ZM112 226V225H111ZM111 226H110V228H111ZM116 226V225H115ZM143 226V225H142ZM146 226V225H145ZM154 226V225H153ZM196 226H197V224H196ZM206 226V225H205ZM204 226V227H205ZM216 226V225H215ZM214 226V227H215ZM228 225L227 224H225V227H227ZM148 227V226H147ZM161 227H162V225H161ZM172 227V226H171ZM179 227V226H178ZM181 227V226H180ZM184 227V225L182 226V228ZM217 227H219V226H217ZM217 227H215V228H217ZM224 227V226H223ZM222 227V228H223ZM233 227V226H232ZM118 228V227H117ZM137 228V227H136ZM143 228H145V227H143ZM200 228H202V227H200ZM207 228V227H206ZM210 227H208L207 228V232H209V229ZM228 228V227H227ZM231 228V227H230ZM124 229V228H123ZM196 229V228H195ZM212 229V228H211ZM229 229V228H228ZM232 229V228H231ZM109 230V229H108ZM108 230H106L107 232H108ZM117 230V229H116ZM118 230H119V228H118ZM128 230V229H127ZM138 230V229H137ZM167 229H165V231H166ZM173 230V229H172ZM171 230V231H172ZM180 230V229H179ZM178 230V231H179ZM189 230V229H188ZM255 230V229H254ZM115 233H116V231L115 230H113ZM144 231V230H143ZM142 231V232H143ZM155 231H157V230H155ZM195 231H197V230H195ZM202 232H204L203 230H201ZM211 231V230H210ZM214 232H215V230H213ZM225 231H226V229H225ZM231 231V230H230ZM140 232V231H139ZM158 232V231H157ZM173 232V231H172ZM199 232V231H198ZM206 232V231H205ZM204 232V233H205ZM212 232V231H211ZM223 232V231H222ZM228 232V231H227ZM253 232V231H252ZM112 232H109V234H111ZM115 233H113V234H115ZM118 233V232H117ZM229 233V232H228ZM260 233V232H259ZM109 234H106V235H109ZM141 234V233H140ZM155 234V233H154ZM158 234V233H157ZM161 234V233H160ZM177 234V233H176ZM207 234V233H206ZM210 234V233H209ZM209 234H207V235H209ZM250 234V233H249ZM251 234H253V233H251ZM256 234V233H255ZM262 234V233H261ZM106 235H105V237H106ZM112 235V234H111ZM149 235V234H148ZM147 235V236H148ZM151 235V234H150ZM194 236H196L195 234H193ZM193 235H192V237H193ZM202 235V234H201ZM218 235H220L219 234V232H218ZM264 235V234H263ZM262 235V236H263ZM151 236H154L153 234L151 235ZM156 237L157 236H159V235H155ZM161 236V235H160ZM183 236V235H182ZM243 236V235H242ZM248 236L249 235H247V238H248ZM251 236V235H250ZM256 236H258V235H256ZM260 236V235H259ZM103 237H104V235H103ZM149 237V236H148ZM197 237H200V236H197ZM254 237V236H253ZM140 238V237H139ZM151 238V237H150ZM149 238V242L152 240V239H150ZM153 238V237H152ZM169 238V237H168ZM188 238H190V237H188ZM255 238V237H254ZM257 238V237H256ZM137 239V238H136ZM135 239V240H136ZM161 239V238H160ZM197 239V238H196ZM195 239V240H196ZM199 239V238H198ZM198 239L196 240V241H198ZM249 239V238H248ZM253 239V238H252ZM251 239V240H252ZM128 240H130V239H128ZM134 240V239H133ZM134 240V241H135ZM139 240V239H138ZM141 240V239H140ZM147 240V239H146ZM162 240V239H161ZM166 240V239H165ZM173 240V239H172ZM200 240V239H199ZM201 240H202V237H201ZM250 240V242L252 243L253 241H254V239H253V241H251ZM89 241V242H90ZM115 241H117V240H115ZM133 241V242H134ZM153 242H154V240H152ZM155 241H157V240H155ZM192 240H190V242H191ZM194 241V240H193ZM192 241V242H193ZM204 240H202V242H203ZM206 241V240H205ZM57 242V244H55ZM89 242H83V243H88V244H90ZM127 242H129V241H127ZM139 242H141V241H138V243ZM148 242V243H149ZM152 242V243H153ZM158 242H160L159 240H158ZM173 242H175V241H173ZM181 242V241H180ZM190 242H188L189 244H190ZM200 242V241H199ZM243 242V241H242ZM141 243H143V246H144V241L143 242H141ZM141 243H139V244H141ZM147 243V241H146V244H148ZM151 243V242H150ZM165 243V242H164ZM183 242H181V244H182ZM194 243V242H193ZM78 244V246H80ZM93 244V243H92ZM136 244H137V242H136ZM139 244H137V245H139ZM154 244V243H153ZM173 244V243H172ZM179 244V243H178ZM178 244H176V245H178ZM181 244H179V245H181ZM184 244V243H183ZM204 244H206L205 242H204ZM242 244H244V243H242ZM242 244H241V246H242ZM94 245H95V243H94ZM94 245H92L91 247H93ZM127 245V244H126ZM129 245V244H128ZM137 245H136V248H137ZM165 246H167L168 244H164ZM163 245V246H164ZM171 245V244H170ZM178 245V246H179ZM77 246V245H76ZM86 246V245H85ZM98 246V245H97ZM154 247H156L155 245H153ZM153 246H151V247H153ZM184 246V245H183ZM182 246V247H183ZM206 246V245H205ZM69 247V246H68ZM126 247V246H125ZM139 247V246H138ZM142 247V246H141ZM174 247V246H173ZM180 247V246H179ZM209 247V246H208ZM66 248V247H65ZM71 248V247H70ZM90 248V247H89ZM97 248V247H96ZM120 248V247H119ZM122 248V247H121ZM128 248V247H127ZM143 248V247H142ZM142 248L140 249V250H142ZM147 248H148V245H147ZM175 248V247H174ZM178 248V247H177ZM185 248V247H184ZM194 248H196V247H194ZM74 249H75V247H74ZM123 249V248H122ZM138 249V248H137ZM148 249H150V247L148 248ZM158 249V248H157ZM156 249V250H157ZM161 249V248H160ZM179 249V248H178ZM188 249V248H187ZM209 249V248H208ZM72 251H73V249H71ZM80 250V249H79ZM133 250V249H132ZM131 250V251H132ZM136 250V249H135ZM140 250L138 249V251L139 252H137V253H139L140 254ZM154 250V249H153ZM189 250H191V247H190V249ZM194 250H197V249H194ZM203 250H204V248H203ZM205 250H206V247H205ZM91 251V250H90ZM125 251V250H124ZM127 251V250H126ZM143 251H144V249H143ZM149 251H151V250H149ZM158 251H160V250H158ZM176 251V250H175ZM178 251H180V250H178ZM198 251V250H197ZM207 251V250H206ZM71 251H69V253H70ZM77 252H78V250H77ZM80 252V251H79ZM83 252V251H82ZM116 252V251H115ZM135 252V251H134ZM135 252V253H136ZM142 252V251H141ZM146 252V251H145ZM152 252H154V251H152ZM161 252V251H160ZM159 252V253H160ZM196 252V251H195ZM205 252V251H204ZM212 252H214V251H212ZM263 252V251H262ZM62 253H64L63 251H62ZM90 253V252H89ZM92 253V252H91ZM119 253V252H118ZM132 253V252H131ZM143 253V252H142ZM141 253V254H142ZM162 253V252H161ZM215 253H217V252H215ZM61 254V253H60ZM72 254V253H71ZM75 254H77V253H75ZM97 254V253H96ZM129 254V253H128ZM127 254V255H128ZM151 254V253H150ZM150 254H148V255H150ZM174 254H176V253H174ZM201 254V253H200ZM57 255H58V253H57ZM57 255H55V254H53V256L51 257V258H58L57 257ZM81 255V254H80ZM89 255V254H88ZM120 255V254H119ZM123 255V254H122ZM121 255V256H122ZM127 255H125V257L127 256ZM170 255V254H169ZM177 255V254H176ZM196 255H198V254H196ZM203 255H206V254H203ZM213 255V254H212ZM49 256V255H48ZM68 256V255H67ZM131 256H132V254H131ZM165 256V255H164ZM167 256V255H166ZM208 256V255H207ZM210 256V255H209ZM215 256V255H214ZM250 256V255H249ZM68 257H70V256H68ZM117 257V256H116ZM120 257V256H119ZM118 257V258H119ZM156 257V256H155ZM169 257V256H168ZM167 257V258H168ZM171 257V256H170ZM213 257V256H212ZM247 257H248V255H247ZM262 257V256H261ZM50 258V257H49ZM61 258H63V257H61ZM66 258V257H65ZM74 258V256L72 257V259ZM131 258V257H130ZM143 258V257H142ZM163 258V257H162ZM204 258V257H203ZM206 258V257H205ZM210 258V257H209ZM263 258H264V254H263ZM64 259V258H63ZM126 259H128L127 257H126ZM151 259V258H150ZM208 259V258H207ZM258 259V258H257ZM61 260V259H60ZM91 260V259H90ZM155 260V262L157 261L156 259H154ZM170 260V259H169ZM213 260V259H212ZM140 261H141V259H140ZM151 261V260H150ZM163 261V260H162ZM171 261V260H170ZM174 261V260H173ZM123 262V261H122ZM172 262V261H171ZM213 262H215V261H213ZM248 262H253V261H248ZM257 263H260L259 261H256ZM261 262H263V261H261ZM211 263V262H210ZM93 264V263H92ZM142 264V263H141ZM150 264V263H149ZM156 264V263H155ZM208 264V263H207ZM214 264V263H213ZM248 264V263H247ZM253 264V263H252ZM255 264V263H254Z\"/></svg>",
    "mask_w": 264,
    "mask_h": 264
}]
</instances>
